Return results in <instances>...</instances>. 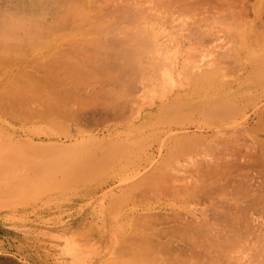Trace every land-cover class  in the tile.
<instances>
[{
    "label": "rangeland",
    "instance_id": "1",
    "mask_svg": "<svg viewBox=\"0 0 264 264\" xmlns=\"http://www.w3.org/2000/svg\"><path fill=\"white\" fill-rule=\"evenodd\" d=\"M92 1H93V3L91 2V6L95 5L96 2L97 3L100 2V0L99 1L98 0H92ZM102 1L103 0H101V2ZM129 1L128 0H110V1L108 0V2L105 1L108 4L110 2H112L111 3L112 5L110 4L109 6L112 7V8L111 7L110 8L113 9V11H116L114 9V7L123 11V12H120V14H119V11L117 10L118 11L117 15H116V12L114 13L113 11L111 13H114V14L111 15V13H109L110 10L109 11L106 10V7L108 6L106 3H104L105 5L103 4V7L102 6H101V8L99 7L100 10L98 12L100 13V17L102 16V18H99L98 15L95 14L96 11L93 10V12H95V13H92V14L97 15L96 17H98L100 19V21L102 19V21H103L102 23L98 22V24H97L96 19H98V18H95L93 15H92V17H90V18H95V20H94V21H96L95 24H97L98 26L101 25L102 28L103 27L106 28V29L103 28L104 30L108 29L107 31L101 32V35H102V33H105V32L107 34V33H112V31L115 32L117 30L120 32V33L115 32L116 34H118V36H116V34L114 35L115 36L114 39L116 40V42L112 41L114 44V45L112 44L113 46L118 45L116 37H118V38L121 37L120 38L121 41H122V38L125 37L123 35L124 33H122L125 31L121 32V29H123V27L120 28L121 27L120 23H123L124 25L126 24L124 26V28L129 26V30H128V28H127V30L125 29L126 31H129V32H131V30L133 32L132 28H135L137 26V24H140L141 25L140 30H143L144 32L147 30V27H150V28H148V30H153V31L157 30L155 32L154 36L155 37L157 35L159 36V39L155 38L156 40L158 39L157 41H159V40L161 41V44L158 43V45L159 44H160V46L162 45L161 46L162 49H164L166 46L167 54H172V56H169V55L168 56L173 60L169 59V57L165 53V55L168 57V60L166 62L167 65H168V61L171 60V61H173L172 63L176 66L177 69L184 66V67H186V69L188 68V70H189L190 67H193L190 65V64H192V65L197 66L196 67L197 69L195 67H193L196 69V72L197 71L201 72V69H202V71L204 69L203 72H205V71L210 70L208 68L211 67L212 64H213V66L214 65L218 66V65H220V63L222 65V62H224L223 65L220 66V68H222L221 69L222 72L219 70L221 72V74L223 73L224 76L219 73L222 77V78H220V75L218 74L219 71H217V69H215V66H214V69L217 71V74H215V75L212 74L213 76L211 75V78H213V79L209 78L206 80L207 82L204 81L206 84H203L204 82H201L199 84L197 83L198 86H196V84L193 83L194 82L193 78L189 77L191 80H193V81H191L189 78H187V77H185V75H183L184 73L181 72L182 70H184L183 68H181L182 70L181 69L179 70V73H180L179 74V73H177L178 71H176L177 69H175V66H174V68L172 67V70L175 69L174 72H172V70L171 71L169 70L170 71L169 74L171 73L170 76L173 74L172 79H170L169 81L176 79L178 77L176 79L177 80L176 83L171 81V83L173 82L171 85L175 84L174 85L175 87L171 86L172 87L171 88L169 85V81H168L166 86L164 87V89H161L159 86V83H158V79L156 78L154 80V78L157 77V75H158V74H156L157 72L152 71L153 69L151 68V71L154 73V76L156 74V76L154 77L152 75L153 73L150 72V69H149L150 66L148 68H146V66L148 64L152 65V63H153L152 60L149 59V60H146V62L148 61L147 63L142 64V66L143 65L145 66L147 64L145 66L146 70L144 68H142V69H144V71L147 72V70L149 69V71L147 73H145L144 79H141L142 78L141 76H143V75L137 76V74H136V76H135V78L141 77L140 79L144 81V83H143V81L138 80L139 78L137 79L139 83L137 82L138 86H137V88L135 86V88L139 92L136 91L134 88H132V87H134V83L136 84L135 81H132L133 86L129 87L132 84L131 80L134 79L133 75L135 73L134 74L132 72L130 73L131 74L130 80L124 78V81L121 82V84L122 83L127 84L128 83L127 80L130 81V83H128L129 86L127 85L129 87L128 89H134V91L129 90V93L131 92V95H130L129 93L127 94V92L124 93L126 91L125 90L126 87H124L123 85H122L123 86V92H121L122 90L118 91L119 87L118 88L113 87L114 85L108 86V84H107L109 82V81H107V77L109 78L110 76H112V77L114 76V75H110V74L107 75V73L114 71V69L116 68V66H115L116 61L114 59H112L113 56L110 55L111 54L110 52L109 53L107 52V53L111 57L110 56L108 57V55L106 54L108 57L107 58L105 56V53H106L105 50L106 49L104 48L105 49L104 51L102 50L103 47L100 49V51L102 50L103 52H105V53L101 52L102 53L101 55L105 56V57H103V59L98 55V57H100L99 61L101 62V64L98 63L99 61H98L96 56L91 57V59H90V56L87 57L88 52L90 51V54L92 55V53L94 54V51H95L92 48L93 47H94V49L96 48V46H93L91 48L90 43H92V41L87 40V38L92 37L91 35L94 32L98 35L100 34V33H98V31L92 30L93 31V33H92V31L90 32L91 29L89 30L90 26L94 27V25H93L94 21L92 23L87 22L86 25L85 24L80 25L81 28H79V26L77 25L78 28L76 30L72 29L73 27H76V25H75L76 23H74L72 28H69L65 31H64V29H62L64 32L61 31L60 34H58L59 33L58 30L63 25L60 24L61 25L60 27H59V25L56 26V28H58V30L55 31V33L52 34V31H54V30H52L51 33L48 32V33L42 35L45 39H47V38L52 39V40H50L51 43L49 42V40L45 41V39L44 40L42 39L45 42H43L41 40L42 43L40 41V43H38L39 44L38 45L36 43V42H38L37 41L38 37L35 40L36 42L34 41V43H33V40L29 41V42H27V40H26V42L21 41L20 43L18 42L19 44L17 43L16 40L12 41L16 47L20 48L19 46H21V47H23V50L25 48V50H29V52L26 51V53H25V51L24 52L21 51L22 48H20L21 50L18 49L19 51H21L23 53V56H22L21 52L19 53V51L17 49H13V50H17V52L13 51V50H12V52L10 51L8 53V56H7V61L6 60H4V61L2 60V62L0 61L1 62L0 63V148H1L0 154L5 155V156H6V154L8 156H14L15 154H17L19 152V154L21 156L28 157V161L22 162L23 164L20 163L21 166H20V164H11V165L8 164L9 166L8 165H6V166L2 165V168L4 166V170L0 166V169H1V171H0L1 172L0 173V264H156V263L157 264H165V263L168 264L171 261H173V264H174V261L178 260L179 256H180V259L184 258V257H185L184 259H186V261L184 259H182L184 262L176 261L179 264H181V263H183V264H188V263L193 264L194 263L195 264L196 262L203 264L205 262V259H207L206 256L209 255V254L207 255V253H210L214 256L215 259L212 260L211 259L212 256L209 259H211V261L216 260V264H232V263L233 264H239V263L240 264H264V253H262V252H264V249H263L264 248V186H263L264 185V183H263L264 182L263 181L264 180V176H263L264 175V159H263L264 158V74L262 73V70L264 69V62H262V63L260 62L259 64H261V65L259 67V66H257V64L255 65V61H256L255 59L256 58L253 59V57H252V53L256 51V50L253 51V47L256 48V44L259 43V47H262V46L264 47V44L263 45L261 44V43H264V40L262 42H260V40H262L264 38L263 37L264 36V0H200V1L198 0V2L195 0H192L196 3L195 5H193V7H192L193 3L190 5L191 0L189 1V4H188V2H187V4H185L186 0L185 1L179 0L180 2L175 0V3L177 1V3L182 4V5H178L176 3L178 7L183 6L179 9L177 6H175L176 4L174 5V2H173V5H171L169 2V5L171 7L169 5H167V8L169 6V9H165V6L162 7V5H161V3H164V2H161V0L154 2L155 0H153L156 8L151 7L150 8L151 10L147 9V8H149L147 5H149V3L152 2L151 0L148 3L145 2L146 0H135L137 5L134 4V0H133L132 4L130 3L132 0L130 2ZM147 1H149V0H147ZM162 1H164V0H162ZM168 1L169 0H167L166 4L168 3ZM182 1H184L185 3L184 2L182 3ZM171 2H172V0H171ZM156 3H158L162 8L160 6L158 7V5ZM98 4H100V3H98ZM89 5H90V3L88 4V6ZM97 5H95V6H97ZM133 5H134V8L136 7L137 9H140V10L138 11L136 8H135L136 10L134 8H132ZM104 6H106V7H104ZM149 6H151V4ZM174 6H175V8H174ZM87 8H89V7H87ZM110 8H108V9H110ZM152 8H153V10H152ZM163 8L167 12L164 11ZM92 9L93 8L91 7L90 10L92 11ZM176 9L178 10V12ZM90 10H88V11H90ZM162 10L164 12H162ZM155 11L156 12L159 11V12H157V14L159 13L160 15H155L156 14ZM170 12L171 13L174 12V13L171 14ZM138 13H141V14L138 15ZM164 13H165V15H164ZM175 13H176V15H175ZM121 14H122V16H121ZM127 14H130V16H132L133 14H137V21H139V22L137 23L134 21L133 23L130 24L127 20ZM88 15H85V16L83 15V17H86ZM103 15H105L107 20L104 19ZM152 15H154V18ZM119 16H121V17H119ZM139 16H141V17H139ZM149 16H151V17H149ZM156 16L159 20L156 18ZM167 16L170 18H168ZM159 17H161V19ZM162 17H164V18H162ZM166 17H167V19H166ZM121 18L123 20H126V21H123ZM150 18H151V21L148 20ZM240 18H242V19H240ZM162 19H164L165 21ZM78 20H75V21H78ZM81 20L83 23V19H81ZM81 20H80V22H81ZM92 20L93 19H91L90 21H92ZM157 20L159 21V23ZM200 20H201V22H200ZM231 20H233L232 23H234V24H236L238 22L237 25L232 24L230 22ZM84 21H85V19H84ZM87 21H89V20H87ZM104 21H106V22H104ZM121 21H123V22H121ZM148 21H150L151 24L154 22V25L152 24V26H154L155 28L152 26H149V24H147V23H149ZM135 23H137L136 26L134 25ZM167 23H168V25H167ZM206 23H209V24L207 25ZM210 23H212V24H210ZM243 23L245 25H243ZM146 24H147V26H146ZM231 24L234 26V28H233V26H231ZM97 25H95V26H97ZM133 25L135 27H132ZM210 25H212V26H210ZM242 25H243V27H242ZM65 26L67 28V26H69V25L68 24L64 25V28H65ZM82 26L84 28V30H83L84 33H81L82 32ZM159 26H161V27H159ZM101 27H99V28H101ZM190 27H192L191 28L192 30L190 29ZM199 27H201L202 29ZM97 28L98 27H96L95 29L98 30L99 28L98 29ZM102 28L99 30H102ZM109 28H111V30H109ZM151 28H153V29H151ZM203 28L205 29L204 30L205 32L203 31ZM207 28L209 30H207ZM232 28H233V30L235 29L236 31L239 29L238 31H242L243 34L241 32L237 31V32H234V35L232 36ZM53 29H55V28H53ZM137 29H139V26L137 27ZM60 30H61V28H60ZM73 30H75V32H73ZM78 30H81V31L79 32ZM195 30L197 32H195ZM199 31H200V34L198 35ZM158 32L160 35L157 34ZM201 32H202V34H201ZM78 33H81V35L83 34V37L81 35L78 36ZM151 33H154V32H151ZM151 33H150V36L152 35ZM49 34L50 35L52 34V35L49 36ZM74 34L76 37L74 36ZM96 34H95V36L93 35L94 36L93 40L95 39V41H96ZM241 34H242V36H240ZM98 35H97V37H100V39L105 38V36L101 37V35H99V36ZM174 35H175V37H174ZM42 36H39V37H42ZM53 36H56V37L54 38ZM77 36H78V38H77ZM70 37H71V39L74 38V40H73L74 42H75V38L78 40L80 37L81 40L79 39L78 43L86 51L88 49L87 53L85 54L86 51L84 49L80 50V48L78 49L77 46H75V45H73L75 50H73V48L71 50V48L68 47L69 44L66 46L65 44H67V43H65V40H71ZM160 37H162V38H160ZM232 37L238 41L237 42L238 44L236 45V47L239 46L237 49L239 51H238V53H236L235 58H237V54H238V57L240 59L237 58L236 60L238 63L242 62L241 64L240 63L235 64L236 60L234 59V61H235L234 62L233 59L230 58L231 54L229 57H225V58L223 57L224 55L228 54V53L225 54L226 51L227 52L230 51L231 44L232 45H233V43L236 44L235 40L231 39ZM82 38L86 39V40H84L83 43L80 42V41H82ZM176 38H177V40H176ZM104 40H106V39H104ZM231 40H233V42ZM177 42H178V44H177ZM63 43H65V44L62 45ZM120 43H121V46L124 45V44H122V42H120ZM252 43H253V45L255 44V46H253ZM23 44H26V46L24 47ZM72 44H70V47H72L71 46ZM49 45H50V47H49ZM54 45H56L55 49H54ZM91 45H93V43ZM243 45L245 47H243ZM250 45L253 46L251 48V50H249L251 47ZM51 46H53V47H51ZM58 46H60V50H58L59 49ZM121 46H119V47H121ZM64 47L65 48L68 47L70 50H68V48L66 50L68 52L70 51L71 54L74 53L73 51H78V50H79L78 51L79 53L77 52L78 54L82 53L81 56L79 55L81 57V60L79 58L77 59L73 55L72 56L78 60L77 62H79V63L82 62L81 63V65H82L81 69H83L82 70L83 73L85 71L87 73L90 72L89 68H91L92 66L94 67V65L95 66L100 65V66H96L97 69L95 67H94L95 69L93 67L91 68L92 71L94 70L93 71L94 74H92V75L95 76V78H94L95 80L93 79V77L90 76V77H88L87 80L89 81L92 78L90 80L91 83H89L90 82L89 81L86 84L84 81H86L85 79L87 77H85L84 81L81 80V83L84 82L86 85L84 86V85H82L83 84L82 83L79 86L78 81H80V80H78L77 81L78 86H77V84H75L76 80L72 79V81L75 80L74 85H73V82L70 83L71 81H69V79L71 80V78H69V77L71 76L73 78V76L75 74L70 69H69V71H71L73 73V76H72V74L70 75L69 74L70 72H68V70L66 71V69H65L64 70L65 72H62L63 74L60 75L62 78L60 76H59L60 78L56 77L59 74L58 72H60L61 68L64 69V67L61 66V62H62L61 60L64 58V56L62 58V54H63L62 51L65 50ZM106 47H110V45H108ZM119 47H118V49H120ZM161 47H159L160 50H161ZM168 47H170V48H168ZM259 47L256 48L257 50H259V53H256V52L254 53V55L258 54L257 58L259 55L264 56V49L259 48ZM61 48H64V50H62ZM113 48H117V47H113ZM232 48L234 49L233 46H232ZM76 49H78V50H76ZM97 49L98 48H96V51L99 50V49L98 50ZM181 49H182V51H181ZM221 49L223 51H221ZM92 50H93V52H92ZM114 50H116V49H114ZM176 50H177V52L175 53ZM246 50H248V51H246ZM262 50H263V52H262ZM107 51H109V48L107 49ZM54 52L58 53V54H56L57 56L55 55ZM170 52H172V53H170ZM178 52H180V53H178ZM220 52L223 54H221ZM230 52L232 53V51H230ZM235 52H237V51H235ZM18 53H19V55H21V57L18 55ZM24 53H25V55H24ZM77 53H75V55ZM162 53H163V51H162ZM218 53L220 55H222V57H220V55ZM51 54L55 55L54 60L55 59L57 61L60 60V63L55 60V64H51L52 65L51 66L49 64L51 62V60H49V59L52 58ZM64 54H67V53H64ZM249 54H250V56L247 57L246 55H249ZM160 55H161V53H160ZM192 55H194V56H192ZM233 55H235V54H232V57H233ZM79 56L77 55V57H79ZM149 56H148L149 58H152L153 55L150 54ZM175 56L178 58V60L175 59ZM56 57H58V58H56ZM94 57H96L97 60L93 59ZM155 57H158V60H161L165 56L163 54V57L162 56H161L162 58L160 57L161 59L159 58V56H155ZM250 57L253 60V65L257 66L256 69L254 68V66L251 63L252 60H249L251 64H248V60H246V59H250ZM88 58H89V60H88ZM145 58H146V54H145V57L143 56L142 59H145ZM214 58H215V61L212 62V60ZM216 58H218V59L216 60ZM146 59H148V58H146ZM184 59L187 62L184 61ZM91 60H92V62H91ZM165 60H166V58H165ZM188 60H190L191 63ZM52 61H53V58H52ZM143 61L145 62V60H142V63H143ZM171 61L169 63L170 65H172ZM181 61H182V63L184 62L185 64L184 63H183L184 65L181 64ZM193 61H194V64H193ZM210 61H211V63H209ZM217 61L219 62V64L215 63ZM232 61L234 63H232ZM93 62H94V64H93ZM197 62L198 63L200 62V63L197 64ZM36 63H38V65H39L38 68L41 70V72L38 70V68L37 69H34L35 67L32 68V66H34ZM47 63H48V66L47 67L44 66ZM56 63L59 66H61L60 68L57 69V71L59 70L58 72L56 71V72H54V74H48L51 71L47 72V73H43V70H44L43 68H45V67L48 68L49 65L51 67L48 68V71L50 70V68H51V70L54 69V67L57 68ZM89 63H91V67H90ZM101 65H103L102 67L106 66V69L111 68L112 70L110 69L109 70L110 72H109L105 68H101ZM237 65L238 66L241 65V66L238 67ZM35 66H37V64ZM107 66L109 68H107ZM199 66H201V67H199ZM250 66H251V68H254V69L252 70L250 68ZM85 67H86V69H84ZM168 67H169V65H168ZM65 68H67V67H65ZM98 68H100V69H98ZM193 68H190L191 72H189V73L191 75L189 73L186 74L187 73L186 71H188V70L184 71L185 74L193 76L192 75V69ZM212 69L213 68H211V70ZM194 70H193V72H195ZM46 71H47V69H45V72ZM97 71H98V74H100V75L96 74ZM115 71L116 72H114V74L118 75L117 69H115ZM259 71H261L262 74L261 73L258 74ZM66 72H68V74H64ZM200 72H198V73H200ZM19 73L22 75L21 76L17 75ZM81 73L79 74V72H78L77 74L79 76H81L82 75ZM139 73H142V72H139ZM175 73L178 75H175ZM214 73H215V71H214ZM77 74L75 76H77ZM95 74L98 76H96ZM33 75H34V77L37 76L36 79L37 78L40 79V80L37 79L38 81H42V83H39V85H35L36 90L33 92V95L36 96V97L33 96L35 99L32 98L33 99L32 101H30L31 99L30 100H24V98H26V97L28 98V97L32 96L31 92H30V96L28 95L22 99L18 98L16 95H13L14 92H16L17 90L16 89L13 90L12 86L15 85L16 83H20V82L24 83V81L27 85H30L32 82H34L36 80L33 77ZM50 75H52L53 79H51L52 77ZM46 76L48 79L50 78L49 81L51 80V82L55 79L54 78V76H55L62 83L55 79L56 81L54 80V82H52L53 86H54L53 87L52 84H49L51 82H49L48 79H45L46 81L44 80V78ZM86 76H88V75H86ZM146 76H147V79H145ZM148 76H150V77H148ZM174 76H177V77H174ZM112 77L110 79L113 80L115 77L114 80L116 82H120V81L116 80V76H114L113 78ZM151 77L152 78L154 77L153 81H152ZM189 80L192 82L190 84H193L195 86L194 88L193 87L191 88V85L189 84ZM210 80L212 83L214 82L213 85L210 82ZM106 81H107V83H106ZM187 81H188V83H187ZM116 82H114V84H117L116 86H119L118 83H116ZM22 83H20V84H22ZM55 83H56V86H55ZM145 83H147V84H145ZM59 84H61L63 87ZM67 85L71 86L69 93L67 90L69 87L64 89V86H67ZM101 85H103V87H107V91H108V89H111V87H113L114 90L111 89V91H114L112 94L113 96L114 95L116 96V94H114L116 91H118V93L121 92V94L124 93L123 95L126 94V96L124 98L121 96V98L119 100L117 98H119L120 96H117V97L114 96V98L112 96V98H111L108 96V93H106L107 92V91H105L106 88H103ZM140 85L142 88L140 87ZM167 85H169V86H167ZM199 85L200 86L203 85V90L196 88V87L200 88ZM204 85L205 86L210 85V86H208L210 89L207 87L208 88V90H207V88ZM47 86L51 87V92L52 93L54 92V94L56 92L54 90H56L57 87L61 86L60 87L61 90H59V88H58L60 93L63 94V92H64L63 90H67V92L65 91V94H63V96H66V93H67V96H68V94L70 95L71 91H72V93L75 92L76 94L75 93H74L75 95L71 94L73 96H71V98H70L71 103H73L74 105H72L69 101V109H70L71 105H72L71 107H73L75 110L78 109V110H76V111H78L77 112L78 114L77 113L76 114L79 116L74 115L76 112L75 110H74V113L71 114V116H73L72 118L70 116L68 117L67 114H65L66 115L65 116V115H63V111H62V113H61V110H60V112H59V110L56 111V109H59V108H56V109L53 108V110H51V111H54V109H55L56 112L54 111V113L52 112L54 115H50L52 113L49 112V110H48L50 105L48 102L49 106H47V102H46L47 100L46 99L48 97L46 98L45 95L51 97L50 95L52 93L50 92L51 94L49 95ZM122 86L120 88H122ZM153 86H154V88L156 87V89H154ZM55 87H56V89H54ZM76 87L78 88V90L76 89L73 92V89H75ZM101 87L103 90L101 89ZM52 88H53V90H52ZM71 88H73V89H71ZM115 88H117L116 91H115ZM167 88L168 89L171 88V89L168 91ZM259 88H261V89H259ZM100 89L105 92V95H104V93L102 94V91ZM193 89H194V91H193ZM196 89H198V90H196ZM59 91L56 92V94H60ZM144 91L147 93H145ZM258 91H260V93ZM252 93H253V95H252ZM101 94L103 97L101 96ZM39 95H41V96H39ZM106 95L110 99H108V97ZM117 95H119V94H117ZM60 96L62 97V95H60ZM127 96H129V97L127 98ZM100 97H102L101 98L102 100L100 99ZM106 97H107V99H106ZM234 97L238 98V99L235 100ZM248 97L250 99H253V97H255L254 98L255 103H254V99H253L252 103L251 102L248 103L250 101V99H248ZM68 98H69V96H68ZM212 98H213V100H212ZM222 98L225 100H223ZM48 99L50 100V98H48ZM70 99H67V98L64 99L65 103H66V100H70ZM206 99H208V101L204 102V100H206ZM231 99L234 102V104L238 102L237 106H239L240 100L243 103H248L245 105L246 108H244V106H243L242 113H241V111H239L240 114L238 116L234 112L235 117H233L232 116L233 114H231L230 112L237 111V110H239L240 107H238V109L236 107L237 110H234L233 108H232L233 109L232 111L229 110L230 112H229V114L228 113L227 114L230 115V117H228L227 114H224L225 119H222L223 116L220 117L223 121L219 118V116H221V115H218V116L214 115V116H216L215 118H217V119L215 120V118L213 117L214 120L211 121V119H212L211 118L210 122L208 121L209 118L207 120L205 117L202 118V115L201 116L199 114L197 115V113H200L197 110L200 111L203 107L202 105L205 106V108L203 107V111L205 114L204 109H206V111H208V108L210 107V103L211 104L212 103L213 104L214 103L219 104L220 102L227 103V101H228L229 104L227 103V105L230 106V102H232V101H230ZM256 99H257V101H256ZM52 100L53 99L51 97L50 103L52 102ZM246 100L247 101L249 100V101L246 102ZM201 101L204 103H200ZM235 101H237V102H235ZM121 102H124L126 107H125V105H123L124 103H122L123 107H122V105H119L122 107V109H121L118 106V104ZM180 102H181V104H182V102L184 103L180 106L178 105V107H179L178 111L183 107L180 110V111H182V112H180L182 114H183V111H185V112L187 111L186 109L188 107H190L189 108L190 111H191V109L192 110L194 109L193 108L194 106L196 108L197 107L201 108V109L197 108L196 113L193 111L194 114L193 113L190 114L188 112L189 111V109H188V111H187L188 113L186 112V115H188V118H186V119L184 118L185 114L184 115L180 114V116L182 115L181 118H184L187 122H188V120L191 119V122L189 121V123L194 122L193 124L187 123L184 119L182 121H181V119H179L181 122L185 121L184 125L182 123L178 124L177 122H179V120L178 121L175 120L176 123L178 124L175 126L176 123L174 122V124H173L171 120H172V117L175 119L177 114H178L177 115V117H178L179 112H177V114H171L172 117L169 114L173 112L172 110L174 108H172V110H167V111H171V112H169V114H167L168 112L165 113L168 106H169L168 109H171L170 107L172 105H176ZM188 102H189V104H188ZM207 102H208V104H206ZM52 103H51V105H52ZM57 103H60V102H57ZM76 103H78V105ZM253 103L255 105H253ZM60 104H62V103H60ZM95 104H97V106ZM162 104L164 107H162V106L160 107V105H162ZM192 104H194V105H192ZM231 104L233 105V103H231ZM116 105L121 110H119V108ZM207 105L209 106L208 108H207ZM222 105H224V104H222ZM78 106L80 107V109L82 107L84 109L82 108V110H80L78 108ZM63 107H65V106H63V104H62V108ZM100 107H102L103 109ZM175 107H177V106H175ZM225 107H226V105H225ZM230 107H232V106H230ZM128 108L131 111L129 110L127 112ZM69 109H68V111H69ZM163 109H165L164 114L167 116L166 118L168 119V117H169L171 120L164 121L165 115L162 116ZM175 109L177 110V108H175ZM118 110H119V112L117 113ZM133 111L134 112L136 111L135 113H138V114L134 113V115H133L132 114ZM203 111L201 113H203ZM47 112H49L48 116H47ZM56 113H57V115H56ZM65 113H67V111ZM69 113H70V111H69ZM116 113H117V115H115ZM120 113H122L124 116ZM42 114H44V115H42ZM80 115L82 118L80 117ZM58 116H60L62 118L63 122H60L61 119H59ZM207 116H208V114H207ZM236 116H237V118H236ZM57 118L59 120V122L57 121V125H59V127L61 126V124H62V126L66 125V127L65 126L62 127L66 130L65 132H63L64 131L63 129H62V131H57V129L60 130L61 127H60V129H59V127L57 129L52 128L51 123L54 126V124H56L55 119L57 120ZM73 118H74V120H73ZM77 118H79V119H77ZM159 118H161V119H159ZM232 118H235V119L232 120ZM52 119H54V121ZM217 120H219V121L215 122V124H212V122L214 123V121H217ZM199 121H200V123H199ZM53 122H55V123H53ZM169 122H171L172 124ZM201 122L203 123V125ZM236 122H238V123H236ZM48 125H49V127L51 126V128H47ZM197 126H199V127H197ZM214 126H216L218 129ZM54 127L56 128V125ZM181 127H183V129ZM184 127H185V129H184ZM178 129H180V130H178ZM173 130H175V132L177 130V132H176L177 134L175 132H172ZM218 130H220V132ZM180 131H182L183 133L182 132L180 133ZM193 131H196L194 133V135H196V136H193L192 134H190L191 136H193L192 140H195L196 137H199V136H197L198 133H201V135L199 134L200 138H204V139L203 140L202 139L199 140L200 138L197 139L198 144H195V145H197V147H194V148H193V145H194L193 142H196V141L191 140L192 141L191 143L193 145L190 143L191 145H188V146H191V148L194 150L189 148L188 152L191 153L190 155H192V156H190L188 153H187V155L190 156L192 159L190 157L189 158L191 160L189 158H183V159L179 158L180 160L177 161L179 164L176 162L179 167L177 166V164L175 165V161H174V163L172 162V167H170V170H171V168L174 169L173 166L175 165L174 167L177 166V168H176L177 172H175L176 171L175 169H174V172H172V170H171L172 175H169V177L171 176L172 177V178L170 177L171 179H173V177H174V179H177L178 181L179 180L181 181L182 179H184L183 183H185V185H187L190 182L191 178H196L199 174L201 176L203 172L206 173L208 171V173H210V170H212V169H214L213 171L218 172V173H214V174L224 175L222 177H225L226 181L229 183L228 184L226 182L227 183L226 186L224 184L225 180H222L223 178L221 176H220L221 179L217 178V179H219V182L215 177L217 175L212 176V177H215L216 183L218 182V184H219V185L216 184L218 186V189H215V191L213 190L214 191L213 193H212V190L211 191L209 190L211 192V195L213 194L212 196L209 195L210 194L209 191H208V193L205 194V189L199 191V193L203 194V197L204 196L206 197V195L208 196V197H206V199L202 198V195H201V197H199L200 196L199 195L198 196L199 198L197 197V195H195V197H190L192 195H190V193L187 194V192L185 193V191H184L185 196L183 197V194H181L182 195L181 196L180 194H177V192H175V187H176V190H179V187H181V182H180V184H178L179 182L175 183V184L180 185L179 187H177L176 185H173L172 181L171 182L169 181L170 185L172 183V185H171L172 188H168L169 184H167L166 186L163 185L164 186L163 187L161 184H158L160 181L157 183L155 182L156 179H158V178H156V176L153 177V175H156L159 171L163 172L164 176H168L165 174V172H167V171L164 172L162 170V168H164V167H162L163 165L160 166L162 161H163L162 164H164L166 161L160 160L161 162L159 164V161L157 158V157H159L158 155L161 152H163L164 150H166V147H169V149L173 148L171 145L176 142V140H175V142H172L175 137L179 138L178 141L176 142L178 144L180 141H182L181 139H185V140L190 139L189 138L190 136L188 137L186 133H185L186 135L184 134V132H188V135H189V133H191ZM217 131L219 132L220 135L218 134ZM172 133H174V134H172ZM222 133H223V135H222ZM140 135H141V137H140ZM215 136H217V137H215ZM130 137H131V139H130ZM136 138H137V141H135ZM138 138L143 139V141L139 140ZM160 138H163L162 139L163 141ZM193 138H195V139H193ZM86 139H87V141L89 140L88 142L90 144L88 142L84 141ZM90 139L92 142H90ZM92 139H94V140H92ZM106 139H108V140H106ZM112 139H113V141L117 140L116 142L114 141L116 144H117V142L119 143V141H120L121 143H119V144H122V145L124 144L125 140H126L125 142L129 141V143L135 142L136 144L134 143L133 145L132 144H129V145H131V147H133V148L135 147L134 148L135 151L137 150L136 148L138 146V148H140V149H138L139 151L137 150L138 152H140L141 150L144 149L143 152H145L146 155L144 157L142 156L141 159L139 157H138V159H136L137 157L136 158L131 157V158H126L127 160H123V159H125L123 157L122 158L119 157V159L117 160L115 157L114 158H112V157L106 158V157L102 156V158H103L102 160L104 161V162H102V165L98 161H97L98 162L97 163L93 160V163L88 164L89 168L82 169L83 166L85 167L87 165H84V163L81 162L80 158L81 157L85 158L86 156H89L90 154H92L94 151H97L96 154L98 153L97 154V156H98L100 153L98 152V149L96 148V146H98L100 144L104 145V143H107L105 145V147H107V146L113 144L112 141L110 142V140H112ZM99 140L101 143L98 142L99 143L98 144L96 142V144H98V145H95L94 142L99 141ZM73 141L74 142L79 141L81 143L77 142V144H76ZM122 141H123V143H122ZM161 141L163 142V144ZM200 141H203L201 143L202 146L200 144ZM35 142H36V145L35 144L32 145V143H35ZM52 142L53 143L57 142V146L59 145L58 142L61 143L62 145H64L65 148H63V149L61 148L62 149L61 151H64V149H66V146L68 149L70 148L71 150H74L72 152V154L66 156L65 158H62L65 163L67 162L66 164L65 163L61 164V162H60L62 160L61 157L59 158L60 159L59 161H55V162H57V164H53L54 163L53 158L55 157V155L50 153V152L48 153L47 156H46V154H44V152L46 150L42 149V147H44L48 143L53 144ZM137 142H140V143H137ZM25 143H27V145L29 144L31 146V147H28L30 149H28V148L23 149L24 148L23 144H25ZM37 143H39V144H37ZM86 143H87V145H84ZM176 143L174 144V146H176ZM119 144H117V145H119ZM126 144H124V145H126ZM203 144H205V145H203ZM17 145H19V146H17ZM82 146H83V148L85 146V148L84 149L81 148ZM18 147L20 148L19 149L20 151L17 150ZM32 147H33V149L31 150ZM76 147L78 149H76ZM103 147H101V148H103ZM127 147H129V149H130V146H127ZM44 148H47V145ZM80 148L82 149V151L84 150L82 153L83 156H82V154H79V151H81V150H79ZM133 148H131V150ZM39 149H42L43 151H41ZM134 149H133V151H134ZM85 150H88V151L86 152ZM89 150H91V152ZM103 150L105 153L106 150L104 148H103ZM190 150H191V152H190ZM21 151L25 152V153H21ZM67 151H69V150H67ZM9 152H11L10 155L8 154ZM40 152H42V153L40 154ZM88 152H90V153H88ZM2 153H4V154H2ZM58 153H60V152H58ZM73 153L76 154V158L73 159V161L75 160L76 164H78L80 162V165L79 164L74 165L75 161L73 162L71 160L72 158L75 157V155ZM104 153L101 150V154L103 155ZM194 154L196 157L194 156ZM53 155H54V157H53ZM92 155H90V156H92ZM79 156H81V157L79 158ZM93 156L96 157L95 154ZM31 157H34V158H31ZM50 157L51 158L53 157V158L51 159ZM56 157H59V156H56ZM152 157H154V158H152ZM104 158L106 159V161H108V158L116 159L117 161L111 160V163L114 162L113 165H109L108 167H105L107 165L106 164L103 165V163H105ZM31 159H33V160L30 161ZM224 159H228V161H229V162H226V163H229V164H226L228 170L225 168L226 167V165L224 163L225 161L223 162L224 166H222L223 165L222 161ZM37 160H38V162H37ZM45 160H46V163H48L49 161H52L51 163L53 165L51 163H48V165H47L45 163ZM56 160H57V158H56ZM102 160H99V161H102ZM119 160H120V162H119ZM234 160H235V162L237 160L236 164H235ZM42 161H44V163ZM70 161H72V164L70 163ZM230 161H231V164H230ZM28 162L30 163V165ZM35 162L37 163V165ZM126 162H128V163L134 162V163L130 168H127L126 170H122L121 165H122V163L125 164ZM81 163L83 164V166L81 165ZM136 163L140 164V166H137ZM246 163H248L249 165ZM260 163L262 165H260ZM27 164H28V166H26ZM156 164H158V165H156ZM166 164H167V167H169L168 164L170 165L171 163H166ZM166 164H164V166ZM181 164H183V165H181ZM240 164H241V166H240ZM23 165H24V167H23ZM38 165L40 167H38ZM73 165L75 167H78V168H79V166L82 167V168L80 167L82 169L81 170L82 174L78 173L80 175L79 180L77 179L78 174H76V173L80 172V171L78 170V168H75ZM229 165H231L232 167H230ZM235 165H236V167H234V169H232L233 166H235ZM238 165L241 167V169L239 167H237ZM246 165H248L249 167L247 166L248 167L247 168ZM258 165H260V166H258ZM204 166H206V167H204ZM207 166H209V167L211 166L210 168H212L214 166L217 169L216 168L210 169L209 167L207 168ZM256 166H258V167H256ZM5 167H6V169H5ZM25 167L27 170H25ZM41 167H42V169H41ZM64 167H66V168L64 169ZM67 167L69 169H67ZM72 167H74L73 169H75V170L77 169L78 171L76 170L77 171L76 173L72 172V171H74V170L70 169ZM102 167H104L105 170L107 168L109 170L105 171L104 169H102ZM9 168H11V171ZM39 169H40V171H39ZM86 169L87 170L88 169L89 170L94 169V170H92V172L90 170V171H88L89 173L88 172L86 173V171H83ZM119 169H120V171H119ZM165 169L168 170V168H166V167L164 168V170ZM235 169H237V170H235ZM36 170H37V172H36ZM70 170H71V172H70ZM135 170L137 171V174H134ZM23 171H24V173H26L25 175H24ZM47 171H48V173H47ZM65 171L70 172V174L68 173L69 176L67 175V173ZM94 171H95V174H94ZM133 171H134V173H133ZM225 171L227 173H225ZM257 171H258V173H257ZM43 172H45V173H43ZM232 172H235V173H232ZM35 173L38 176H36ZM142 173L144 174L145 179L141 178L143 176ZM149 173H151V175ZM163 173H162V177H160L161 179L166 178L163 176ZM167 173H169V172H167ZM228 173H231V174L229 175ZM29 174H31V175H29ZM45 174H47V176H45ZM83 174H86V175L82 176ZM210 174L207 175V173H206L205 175L207 177H209ZM227 174L229 175L230 178H228ZM74 175H75V177H73ZM138 175H139V177H138ZM145 175H148V176H145ZM91 176H93V177H91ZM206 176H205V178L207 179ZM16 177H17V179H16ZM212 177H209V178H211V181L214 180V178H212ZM19 178L21 179L20 181L18 180ZM83 178H85L86 180H84ZM209 178L207 180L208 182H209ZM24 179L27 182H25ZM127 179H129V180H127ZM236 179L238 181L240 180V183ZM246 179H249V182ZM71 180H72V182H71ZM153 180H155V181H153ZM177 180H175V181L177 182ZM197 180L198 181H196L195 184L192 185V187L197 188L199 186V184L201 183L200 182L201 179L199 180V178H198ZM204 180H202V181H204ZM220 180H222L223 183ZM164 181H165V179H164ZM207 181H205V182L208 183ZM211 181H210V183L213 184ZM242 181H244V182L241 183ZM166 182H167V180H166ZM220 183L224 184V186H222V184H220ZM261 183H262V185H261ZM243 184L245 185L244 189H243ZM158 185L159 186L161 185L162 188L158 187ZM205 185H207V184H205ZM205 185H203L204 188L206 187ZM237 185L238 186L242 185L241 187L243 190L247 189V190H245V192L243 191L244 193L241 194V196H240V192L237 191L240 189L239 187H237ZM166 187L168 189H166ZM220 187H222V188H220ZM211 188H212V186H211ZM214 188H216V187H214ZM214 188H212V189H214ZM225 188H227V189H225ZM253 190H255V191H253ZM179 191H181V189ZM234 194H235V196L237 194L240 196V197L236 196L239 202L235 200V202L237 204L240 203L239 206H242L244 203L246 204L249 200H250L249 202L251 203V205L249 204L251 209L245 208L246 210H244V207L242 206V209L246 212V214H244V215L247 216L246 218H248V221L245 220L246 218H243L240 220H242L245 223L247 222L250 224H248V227H244V228H246L245 230L243 227H241V228L238 227L239 229L237 228V230L242 232V234L240 236H238L241 233L240 232L238 234L239 231L235 232L237 234H234V236L236 235L239 237V238H237V240H239V242L237 240H234L236 238V236L233 238V234L231 235V233L233 231L231 229L228 230L227 228H224L227 226V224L230 227L229 221L230 220L232 221V218H234V216L232 217L231 214L235 215L234 212L236 210V207L234 208L235 204H233L232 199H231V197H233ZM186 195H190V196H186ZM227 196H229V197H227ZM27 197H30V198H27ZM200 198L204 201H202ZM234 198H233V201H234ZM225 199H226V201H225ZM219 201H220V203L222 201L227 202L228 213L232 217L231 219L226 218L227 221L229 220L228 221L229 223H227L226 221L223 222V220H221V217L219 219L218 213L220 211L222 212V210H220V208L218 206ZM241 201L244 203H241ZM215 202H217V206L219 208L217 211H216L217 207L215 206L216 205ZM225 202L223 204L226 205ZM209 205H210V207H209ZM246 205H248V204H246ZM220 206H222V205H220ZM206 207H208V209H206ZM209 208H211L213 210V212L214 211L216 212V214L218 215V216L216 215V217H218L217 219H219L220 222L222 221V223H224V224L226 222L227 224L224 226V225H222V223L215 220L216 221L215 224H217L219 222V224L222 225V228L224 229V232H223V229L219 230L218 226H215V224L213 225V222H212V221H214V219H213L211 221L212 224H210V225H208L205 222L209 226L208 230L207 229H205V230H207V231L210 230L213 232L214 228L216 230V227H217V230H219V232L222 233L223 238L225 237L224 238L225 241L219 237L216 239H219L220 240L219 242H221V240H222L223 242L227 243L228 252L230 253V255L226 253V250H225V252L224 251L223 252L225 255H229L230 257L225 256V259L223 258L224 256L222 255L223 254L222 250H224V248H226V247H224L223 249L220 248L221 244H223L222 242L219 245V248H220L222 254H220L218 252L220 250H218L219 249L218 244H217L218 242L216 243V241L214 239L215 238L214 233H213L214 234L213 239H214L215 243L217 244V246H214V247H217V249L215 248L217 251L213 248V245H211V244L206 245V243L204 244V242H203L204 239L202 241L201 236H200V238L196 237L193 240V242L195 244L190 242L193 247L190 246V244L188 242H187L188 243L187 245H189V247L187 245H183V243H182L183 241L178 243L179 241L176 240V241H178V242L175 241L177 244L176 243H173V245L171 244L173 246L172 250H171V248L167 247L169 245L165 246L166 244L163 243V241L165 239H168L165 236L166 232H167V236H168V230H166L164 236H162L163 234L161 231V234H162L161 236L163 238L166 237L163 240L161 238H160L161 239L160 241L156 240V238L159 239L160 234H157V235H159L158 237H154L155 231L158 230V228L163 229L162 227L167 225V224H164V220H165V222L168 221V219H166L167 216L170 217V219H169L170 225L168 224L169 226L173 225L172 223L175 222V216H176V218H178L177 216L179 215L180 218L183 220V222H191L193 224L194 228H196V226L199 225L198 224V219H200L199 215L206 214V215H208L207 217L211 220L212 216L210 218V216L208 214L211 211V209L209 211ZM247 208H249V207H247ZM201 209L205 213L201 212ZM240 210H237V211H240ZM243 210H241V211H243ZM247 210L248 211L250 210V211L247 212ZM193 211H195L196 213L197 212H201V213L200 214L197 213V215H198L197 216L196 213H194ZM150 212L154 213L155 220L160 219L158 222H156V223H159L158 225L157 224L155 225V221L152 218H150V215H148V214H151ZM224 214H225V211H224ZM147 215H148V217H147ZM244 215H243V217H244ZM241 216H242V214H241ZM197 217H199V218H197ZM207 217H205V219ZM216 217L214 216L213 218H216ZM237 217H238V215L236 216L234 221H236ZM147 218L148 219L150 218V219L147 220ZM180 218H179V220H180ZM208 218L206 219L207 221L209 220ZM240 218H242V217H240ZM134 220L135 221L139 220L138 222H140V223L136 222L137 226H133L135 224ZM210 220H209V223H210ZM238 220H239V218H238ZM238 220L236 223L239 222ZM243 222L240 221L242 226L244 225ZM143 223L146 224L143 232H145V233L147 232L149 234H152V236L150 238V240L152 242L150 244H152L153 247L151 245H149L150 248L148 249V252H146L144 254L145 251H143V254H144L143 256L145 258L141 254L142 258L138 259V257H139L138 255H140L139 253H141V252H139L137 249L142 247V246L140 244L141 242L140 243L136 242L138 245H135L134 247H137V248H135V250H137L138 252L136 251L135 253L138 254V255L136 254L138 256L137 259L140 260L141 262L133 263V261H132L130 263L129 261L132 260V257L130 258V256H128L129 253L131 252L129 250V247L131 245L127 246L130 243V240L128 241V237L129 236L132 237V234L134 233V231H135V233L133 235H136V236H137V234L139 235V233H137V232H139L140 230H138V229L136 230V227L141 229L142 228L141 226ZM160 223L162 226H160ZM176 223H178V221H176ZM240 223H238L237 225L241 226ZM200 224H202V223H200ZM168 225H167V229H168ZM202 225H204V224H202ZM233 225H234V227H237V226H235L236 224H233ZM233 225H232V229H233ZM250 225H252V226H250ZM201 226L199 225V227H201ZM208 226H206V228ZM252 227H254V229ZM242 228H243V230H240ZM199 229H201V228H199ZM225 229H227L226 232H225ZM201 230H203V229H201ZM254 230L256 233L254 232ZM230 231H231V233H230ZM143 232H141V234ZM214 232H217V231H214ZM159 233H160V231H159ZM217 236H221V235L218 234ZM242 236H244L245 238ZM131 237H129V239H131ZM204 237L205 236H203V238ZM133 238L134 237H132L131 241L137 237H135L134 239ZM138 238H140V237H138ZM209 238H211V237H209ZM241 238H243V239L240 240ZM213 239L211 238V243H212ZM138 241H140V239H138ZM158 241H159V244H161V243L164 244V246L167 249L166 251L168 252V254H166L165 250H162V248L165 249V247H162L163 244L159 245V248H158V245H157ZM184 241L186 242V240H184ZM235 241L238 242V243L236 242L237 245H236ZM154 243L157 246H155ZM215 243L213 242L212 244H215ZM130 244H132V242ZM124 245L127 246L126 248H128L127 250L129 252H126L127 251L126 248H123V247H125ZM179 245H182L183 247L180 246V247H182V248H180ZM194 245L197 246L198 249L197 248L193 249ZM224 245L226 246V244H224ZM131 247H133V244ZM185 247H186V249H185ZM120 249H122V250H120ZM123 249H125L126 251L123 252L124 251ZM159 249H161L160 252L158 251ZM174 249H177V250H174ZM131 250L135 251L134 248H131ZM182 250L184 251L183 253L185 255L182 253ZM170 251H172V252H170ZM205 252H207V253H205ZM175 253L177 256L179 255L178 257H176L177 259L175 258V256H176ZM169 254H171V255H169ZM203 254H205L206 256L204 255L205 257H203ZM181 255H183V256H181ZM133 258H134V260L136 259V257H134V256H133ZM170 258H172V259L170 260ZM232 260H233V262H232ZM161 261H163V262H161ZM209 261L210 260H208V262ZM176 262H175V264H176ZM210 262H209V264L212 263V262L211 263ZM234 262H237V263H234ZM171 264H172V262H171ZM214 264H215V262H214Z\"/></svg>",
    "mask_w": 264,
    "mask_h": 264
},
{
    "label": "bare ground",
    "instance_id": "2",
    "mask_svg": "<svg viewBox=\"0 0 264 264\" xmlns=\"http://www.w3.org/2000/svg\"><path fill=\"white\" fill-rule=\"evenodd\" d=\"M98 1H99V0H98ZM105 1L108 2V0H103V1H102L103 3H102L101 0H100V2H98V3H100V4H98V3L96 2L95 5L98 4L97 6H95V5L91 6V2L93 3L92 0H0V61H1V62H2V60H3V61H4V60L7 61L8 53H9L10 51L12 52L13 49H17V50L19 49V50H21L20 48H22V50H21L22 52H24V51H25V53H26V51L29 52V50H25V48H24V50H23V47H21V46H19L20 48L16 47V46L13 44L12 41H15V40H16L17 43H18V42L20 43L21 41H25V42H26V40H27V42H29V41H32V40H33V43H34V41H35V40L37 39V37H38V39H37L38 42L35 41V42L38 44V43H40V41H41L42 39H43V40L45 39V38L42 36L43 34H46V33H48V32L51 33L52 30H54V31H52V34L55 33V31L58 30V28H56V26L59 25V27H60V26H61L60 24H62L63 26L60 27L61 30H60V28H59V30H58L59 33H58V34H60L61 31H63L62 29H64V31H65V30H67V29H69V28H72L74 23H76V24H75L76 27H73L72 29H75V30H76V29L78 28V26H79V28H81L80 25H82V24H85V25H86L87 22H88V23H89V22L92 23V22L95 20V18H98V17H99V18H102V16L100 17V13H99L98 11L100 10L99 7H100V8H101V6L103 7V4L106 3ZM109 1H110V0H109ZM128 1H129V0H128ZM130 1H131V0H130ZM130 1H129V2H130ZM151 1H152V2H150V0H149V1H147V0L145 1L146 3L150 2L149 5L151 4V6L147 5V6L149 7V8H147L148 10H149L151 7H155V3H154V2H157L158 0H155L154 2H153V0H151ZM177 1L180 2L181 0H180V1L177 0ZM177 1H176V3H177ZM184 1H185V0H184ZM184 1H182V3H183ZM189 1H190V0H186V3H185V2H184V3L187 4V2H188V4H189ZM195 1L198 2V0H195ZM199 1H200V0H199ZM159 2H160V1H159ZM159 2H158V3H159ZM161 2H164V3L166 4L167 0H164V1L161 0ZM169 2H170L171 5H173V2H174V5L176 4V3H175V0H172V2H171V0H169L168 3H167L166 5H165L164 3H161L162 7L165 6V9H169V6H170V5H169ZM190 2H191L190 5L193 3V4H192V7H193V5L196 4V3H195L194 1H192V0H191ZM89 3H90V5L88 6ZM111 3H112V2H110L109 4L106 3V4L108 5L107 7L104 6V7H106V10H108V11L110 10L109 13H111V12L113 11V9H111L112 7L109 6ZM130 3L132 4V3H133V0H132ZM152 3H153V4H152ZM158 3H156V4H157L158 7H159L160 5H159ZM134 4H136V1H135V0H134ZM177 4H178V5H182L181 3H177ZM177 4H176L175 6H177ZM104 5H105V4H104ZM111 5H112V4H111ZM136 5H137V4H136ZM136 5H135V6H136ZM153 5H154V6H153ZM167 5H169L168 8H167ZM94 6H95V7H94ZM113 6H114V5H113ZM147 6H146V7H147ZM175 6H174V8H175ZM87 7H89L90 9H91V7H92V8H93L92 11H91L89 8H87ZM96 7H97V8H96ZM110 7H111V8H110ZM160 7H161V6H160ZM162 7H161V8H162ZM170 7H171V6H170ZM177 7H178V6H177ZM181 7H183V6L178 7V9L181 8ZM108 8H110V9H108ZM132 8H134V5L132 6ZM135 8H136V7H135ZM135 8H134V9H135ZM155 8H156V7H155ZM190 8H191V7H190ZM97 9H98V10H97ZM114 9H115L116 11H113V12H114V13L116 12V15H117V12H118V11H119V14H120V12H123V11H121V10L115 8V7H114ZM136 9H137V8H136ZM136 9H135V10H136ZM165 9L163 8L164 11H166ZM88 10H90L91 12L88 11ZM93 10H95L96 13L93 12ZM117 10H118V11H117ZM137 10L139 11L140 9H137ZM150 10H151V9H150ZM152 10H153V8H152ZM154 10H155V9H154ZM156 10H157V9H156ZM163 10H162V12H164ZM176 10H177V9H176ZM86 11H87L88 13H87ZM108 11H107V12H108ZM138 11H137V12H138ZM180 11H181V10H180ZM180 11H179V12H180ZM155 12H156V11H155ZM157 12H159V11H157ZM157 12H156L155 15H160L159 13L157 14ZM166 12H167V11H166ZM174 12H175V11H174ZM174 12H172V13L170 12V13L173 14ZM177 12H178V10H177ZM181 12H182V11H181ZM184 12H185V11H184ZM92 13L97 14L98 17H96L97 15H95V14L93 15ZM114 13H111V15L114 14ZM149 13H150V12H149ZM152 13H153V12H152ZM182 13H183V12H182ZM88 14H89V15H88ZM140 14H141V13H138V15H140ZM83 15H84V16H85V15H88L89 17L86 16V17H87V18H86V17H83ZM92 15H93L95 18H90V17H92ZM150 15H151V14H150ZM161 15H162V14H161ZM164 15H165V13H164ZM164 15H163V16H164ZM175 15H176V13H175ZM103 16H104V19L107 20L106 17H105V15H103ZM121 16H122V14H121ZM121 16H119V17H121ZM152 16H153V18H154V15H152ZM139 17H141V16H139ZM149 17H151V16H149ZM167 17H168V16H167ZM167 17H166V19H167ZM173 17H174V16H173ZM89 18H90V19H89ZM99 18L96 19L97 22H96V21L93 22L94 27L92 26V27H93V28H92V27L90 26L89 30L91 29L90 32H91L92 30H93V31H94V30H95V31H98V33H100L99 35H101V32L107 31L108 29H107V30H104V29H106V28L103 27V28H104V29H103V28L101 27L100 24H99L100 26L97 25L98 22H99V23H100V22H101V23L103 22L102 19H101V21H100ZM156 18H157V16H156ZM156 18H155V19H156ZM159 18L161 19V17H159ZM162 18H164V17H162ZM168 18H170V17H168ZM178 18H179V17H178ZM78 19H79V20H78ZM81 19H83V23H82V20H81ZM84 19H85V21H84ZM91 19H93V20L90 21ZM104 19H103V20H104ZM121 19H122V18H121ZM157 19H158V18H157ZM173 19H174V18H173ZM220 19H221V18H220ZM240 19H242V18H240ZM73 20H74V21H73ZM75 20H78V21H75ZM80 20H81V22H80ZM87 20H89V21H87ZM98 20H99V21H98ZM122 20H123V19H122ZM127 20H128V22H129L130 24L133 23L134 21L137 22V23L139 22V21H137V14H133L132 16H130V14H127ZM148 20L151 21V18L148 19ZM158 20H159V19H158ZM158 20H157V21H158ZM162 20H164V19H162ZM171 20H172V19H171ZM194 20H195V19H194ZM123 21H126V20H123ZM123 21H121V22H123ZM150 21H148L149 23H147V24H149V26H152V24L154 25V22L151 24ZM164 21H165V20H164ZM174 21H175V20H174ZM212 21H213V20H212ZM239 21H240V20H239ZM68 22H69V23H68ZM71 22H72V23H71ZM77 22H78V23H77ZM95 22H96L97 24H95ZM104 22H106V21H104ZM146 22H147V21H146ZM169 22H170V21H169ZM171 22H172V21H171ZM196 22H197V21H196ZM200 22H201V20H200ZM226 22H227V21H226ZM230 22L232 23L233 20H231ZM70 23H71L72 25H71ZM80 23H81V24H80ZM137 23H135L134 25L136 26ZM158 23H159V21H158ZM235 23H236V22H235ZM237 23H238V22H237ZM237 23H236V24L232 23V24L237 25ZM67 24H68L69 26H70V25H71V26H70V27L67 26V28H66V26H65V28H66V29H65V28H64V25H67ZM147 24H146V26H147ZM161 24H162V23H161ZM171 24H172V23H171ZM198 24H199V23H198ZM206 24L208 25L209 23H206ZM210 24H212V23H210ZM228 24H229V23H228ZM232 24H231V26H233ZM75 25H74V26H75ZM77 25H78V26H77ZM95 25H97V26H95ZM125 25H126V24H125ZM125 25H124L123 23H120V26H121L120 28L123 27V29H124V30L121 29V32H122V31H125V32H122V33H124L123 35H124L125 37L122 38V41L120 40L121 37H120V38L116 37V39H117V44H118L117 46H113V45H114L113 42H116V40L114 39V37H115L114 35L116 34L115 32H119L118 30L115 31V32L112 31V33H107V34H106V32H105V33H102V35H103V34H104V35H103V36L101 35V37H104V36H105V38H103V39H100V37H97L98 34H96V33L94 32V33L96 34V41H95V39L93 40L95 34H94L93 31H92V33H93V34L91 33V34H92V35H91L92 37L87 38V40L92 41L93 45H91L92 43H90L91 48H92L93 46H96V48H98L99 50L97 49L98 51H96V48L94 49V47H93L92 49L95 50V51H94V54L92 53L93 50H92V52H91L92 55L90 54V51H89L88 54H87V55H88L87 57L90 56V59H91V57L96 56L97 59H98V61H99V58H100V57L103 59V57H105V56L107 57V55H108L109 52L111 53L110 55L113 56L112 59H114V60L116 61V63H115L116 68H115V69H117V73H118V75H115V74H114V72H116L115 69H114V71H111V72H110L109 70H110L111 68H109L108 66H107V68H109V69H106V66L102 67L103 65H101V68H105L106 70H108V71L110 72V73H107V72H108V71H107V72H106L107 75H108V74H110V75H114V76H116V80H117V81H120V82H116V81L114 80V79H115L114 76H113V77H114V79H113L114 81H113L112 79H110L112 76H110L109 78L107 77V81H109L108 83H107V81H106V83L108 84V86H109V85H110V86H113V85H114L113 87H117V88L119 87V88H118V91L122 90L121 92H123V86L126 87V89H125L126 91H125L124 93L127 92V94H128V93H129V90L134 91V89H135L136 91H138V90L136 89L137 86H138L137 84L139 83L138 80H139V81H143V80H141V79H144L145 73H147V72L149 71V69H150V72H152V71H154V72L156 71V72H157V73H156V74H158L157 77H155L156 74H155V76H154V73L152 72V73H153L152 75L155 77V78H154V77H153V78H154V80L157 78V79H158V83H159L160 88H161V89H164V87L166 86L167 82H168L170 79H172V75H173V74H172V75L170 76L171 73L169 74V72L172 70V67L174 68V66H175V65L172 63L173 61H171V60H173V59H171V58L169 57V56H172V54H167L166 46H165V45H164L165 48L163 47L164 49H162V47H161L162 45L160 46L161 41H160V40L157 41V40L159 39V36H158V35H157L158 37H157V36H156V37L154 36V34H155V32H156L157 30H156V31L148 30V28H150V27H147V30L145 29L147 32H146V31L144 32L143 30H140V29H141V28H140L141 25H140V24H137L136 27H135L134 25L132 26V27H135L136 29H135V28H132V29H133V32H132V30H131V32H129V31H126L127 28H128V30H129V26L126 27V28H124ZM144 25H145V24H144ZM158 25H159V24H158ZM164 25H165V24H164ZM167 25H168V23H167ZM204 25H205V24H204ZM243 25H245V24L243 23ZM243 25H242V27H243ZM138 26H139V29H137ZM202 26H203V25H202ZM210 26H212V25H210ZM96 27H98V28L101 27L102 30H99V29H101V28H99V29L97 28L98 30H96V29H95ZM152 27H154V26H152ZM159 27H161V26H159ZM193 27H194V26H193ZM238 27H239V26H238ZM53 28H55V29H53ZM144 28H145V27H144ZM154 28H155V27H154ZM191 28H192V27H190V29H191ZM197 28H198V27H197ZM199 28H201V27H199ZM210 28H211V27H210ZM233 28H234V26H233ZM233 28H232V36L234 35V32H237V31L239 30V29H238V30L236 31V30L234 29V30H235V31H234ZM125 29H126V30H125ZM142 29H143V28H142ZM151 29H153V28H151ZM157 29H158V28H157ZM201 29H202V28H201ZM75 30H73V32H75ZM83 30H84V28H83V26H82V32H81V33H84ZM109 30H111V28H109ZM191 30H192V29H191ZM197 30H198V29H197ZM199 30H200V29H199ZM204 30H205V29L203 28V31H204ZM207 30H209V29L207 28ZM230 30H231V29H230ZM240 30H241V29H240ZM64 31H63V32H64ZM78 31L80 32L81 30H78ZM78 31H77V32H78ZM99 31H100V32H99ZM77 32H76V33H77ZM151 32H154V33H151ZM160 32H161V31H160ZM191 32H192V31H191ZM193 32H194V31H193ZM195 32H197V31L195 30ZM204 32H205V31H204ZM238 32H241V33L243 34L242 31H238ZM247 32H248V31H247ZM81 33H78V36L81 35ZM119 33H120V32H119ZM150 33L152 34L151 36H150ZM52 34H51V35H52ZM108 34H109V35H108ZM112 34H113V35H112ZM157 34H159V32H158ZM170 34H171V33H170ZM176 34H177V33H176ZM199 34H200V31H199L198 35H199ZM201 34H202V32H201ZM238 34H239V33H238ZM242 34H241L240 36H242ZM51 35L49 34V36H51ZM93 35H94V36H93ZM99 35H98V36H99ZM123 35H122V36H123ZM159 35H160V34H159ZM39 36H42V37H39ZM74 36H75V34H74ZM78 36H77V38H78ZM81 36L83 37V34H82ZM107 36H108L109 38H108ZM116 36H118V34H116ZM168 36H169V35H168ZM262 36H263V35H262ZM45 37H46V36H45ZM53 37L55 38L56 36H53ZM71 37H72V36H71ZM71 37H70V39H71ZM75 37H76V36H75ZM169 37H170V36H169ZM174 37H175V35H174ZM263 37H264V36H263ZM40 38H41V39H40ZM51 38H52V37H51ZM98 38H99V39H98ZM111 38H112V39H111ZM155 38H158V39L156 40ZM160 38H162V37H160ZM79 39H80V37H79ZM79 39H78V40H79ZM104 39H106V40H104ZM231 39L235 40L233 37H232ZM43 40H42V41H43ZM46 40H47V41L49 40V42L51 43L50 40H52V39H48V38H47V39H45V41H46ZM71 40H72V41H71ZM71 40H65V43H67V44L63 43L62 45L65 44V45L67 46V45L69 44L68 47L71 48V50H72V48H73V50H75L74 47H73V45L77 46L78 49L80 48V50H81V49H82V50L84 49V48L78 43L79 41H78L76 38H75V42L73 41L74 38H72ZM80 40H81V39H80ZM84 40H86V39L82 38V41H80V42L83 43ZM101 40H102V41H101ZM109 40H110V41H109ZM118 40H119V41H118ZM170 40H171V39H170ZM176 40H177V38H176ZM233 40H231V41L233 42ZM263 40H264V38H263L262 40H260V42H262ZM42 41H41V43H42ZM45 41H43V42H45ZM93 41H94L95 43H94ZM105 41H106V42H105ZM108 41H109V42H108ZM112 41H113V42H112ZM172 41H173V40H172ZM245 41H246V40H245ZM245 41H244V42H245ZM25 42H24V43H25ZM54 42H55V41H54ZM54 42H53V43H54ZM76 42H77V43H76ZM107 42H108V43H107ZM110 42H111V43H110ZM120 42H122V44H124V45L121 46V43H120ZM235 42H236V44H234V43H233V45L231 44V49H230V51H232V53H231L230 51H228V52L226 51L225 54H227V53H228V54H227V55H224V56H223L224 58H225V57H229L230 54H231V57H230V58L233 59V61H234V59L236 60L237 58H239V57H238V54H237V58H235V57H236V53H238V51H239V50H237L239 46L236 47V45L238 44V43H237L238 41L235 40ZM257 42H258V41H257ZM257 42H256V43H257ZM19 43H18V44H19ZM36 43H35V44H36ZM50 43H49V44H50ZM55 43H56V42H55ZM55 43H54V44H55ZM72 43H73V44H72ZM75 43H76V44H75ZM158 43H160V44L158 45ZM163 43H164V42H163ZM253 43H254V42H253ZM253 43H252V45H253ZM56 44H57V43H56ZM70 44H72V45H71L72 47H70ZM107 44L110 45V47H106V46H108ZM112 44H113V45H112ZM177 44H178V42H177ZM261 44L263 45L264 43H261ZM38 45H39V44H38ZM52 45H53V44H52ZM59 45H60V44H59ZM62 45H61V46H62ZM105 45H106V46H105ZM174 45H175V44H174ZM174 45H173V46H174ZM23 46L25 47L26 44H23ZM55 46H56V45H54V49H55ZM119 46H121V47H119ZM170 46H171V45H170ZM232 46L234 47V49L232 48ZM250 46H251V45H250ZM250 46H249V47H250ZM253 46H255V44H254ZM253 46H251L249 50H251V48H252ZM36 47H37V46H36ZM49 47H50V45H49ZM51 47H53V46H51ZM58 47H59L58 50H60V46H58ZM68 47H67V48H68ZM81 47H82V48H81ZM99 47H100V48H99ZM102 47H103V49H102L103 51L106 49V50H105L106 53L103 52L102 50L100 51V49H101ZM113 47H117V48H113ZM118 47H119L120 49H118ZM159 47H161V50H160ZM171 47H172V46H171ZM243 47H245V46L243 45ZM258 47H259V43L256 44V48H258ZM64 48H65V47H64ZM64 48H61V49L64 50ZM67 48H65V50H66ZM69 48H68V50H70ZM104 48H105V49H104ZM108 48H109V51H107ZM111 48H112V49H111ZM168 48H170V47H168ZM168 48H167V49H168ZM176 48H177V47H176ZM235 48H236V49H235ZM256 48L253 47V51L256 50L255 52H256V53H259V50H257ZM259 48H263V49H264L263 46H262V47H259ZM27 49H28V48H27ZM78 49H76V50H78ZM86 49H87V48H86ZM114 49H116V50H114ZM241 49H242V48H241ZM245 49H246V48H245ZM17 50H13V51H16V52H17ZM19 50H18V51H19ZM65 50H64V51H65ZM84 50H85V49H84ZM21 51H19V53H20ZM64 51H62V53H63V54H62V58H63V56H64V58L61 60V61H62V62H61V66L64 67V69L61 68L60 72H58L59 70L57 71V69L60 68L61 66H59V65L56 63V64H57V68L53 66L54 69L51 70V68H50V70L48 71V68L52 66L51 64H55V60H56V59L54 60V57H55V55L58 54V53L54 52L55 55L51 54L54 62L52 61V58L49 59V60H51L52 63H51V62L49 63V62H48L49 60L47 59V60H48L47 62H48L51 66L49 65V67L46 68V67L48 66V63H47L46 65H44V66H46V67L43 68V69H44V70H43V73H47V72H50V71H51V72L48 73V74H54V72L57 71L59 74L57 73L58 75H57L56 77L60 78V77H61L60 75L63 74L62 72H65V71H64L65 69H66V71L68 70V72H70L69 74H70V75L72 74V76H73V73L76 75L78 72H79V74L82 72V73H81V74H82L81 76H79V75L77 74V76L74 75L73 78L69 75V76H70L69 78H71V80L69 79V81H71L70 83L73 82V85H74V82H75V80H76L75 84H77V86H78V83H79V86H80L82 83H83L82 85L85 86V85H86V84L92 79V78H91L89 81L87 80L88 77H90V76L93 77V79L95 78V76L92 75V74H94V72H93L94 70H93V71L91 70V68L93 67V66L91 67V63H89V64H90V67H91V68H89V69H90V72L87 73V72L85 71L86 73H85V72L83 73V71H82L83 69H81V67H82L81 63H82V62H81V63L77 62V61H78V60H77L78 58L81 60V57H80V56L82 55V53L78 54V53H79V52H78L79 50H78V51H73V52H74L73 54H71L70 51H69L70 53H69L67 50H66L65 52H64ZM85 51H86V50H85ZM87 51H88V49H87ZM87 51L85 52V54L87 53ZM160 51H161V52H160ZM162 51H163V53H162ZM164 51H165V52H164ZM181 51H182V49H181ZM221 51H223V50L221 49ZM233 51H234V52H233ZM235 51H237V52H235ZM246 51H248V50H246ZM22 52H21V53H22ZM77 52H78V53H77ZM80 52H81V51H80ZM101 52H102V53H105V56H104V55H101V54H102ZM107 52H108V53H107ZM176 52H177V50L175 51V53H176ZM229 52H230V53H229ZM241 52H242V51H241ZM250 52H251V51H250ZM255 52L252 53V57H253V59L256 58V59H255L256 61L254 60V61H255V65L257 64V66L260 67L261 64H259V63H260V62H261V63L264 62V56H263V55H261V56L259 55L258 58H257V55H258V54H257V55H254ZM262 52H263V50H262ZM19 53H18V55H19ZM25 53H24V55H25ZM64 53H67V54H64ZM75 53H77V54L75 55ZM98 53H99V54H98ZM158 53H159V54H158ZM160 53H161V55H160ZM165 53H166L167 56L169 55L168 57H169V59H171L170 61H171L172 65H170V64H169L170 61H168V65H169V67H168V65H167V63H166L167 60H168V57L165 55ZM170 53H172V52H170ZM178 53H180V52H178ZM220 53H221V52H220ZM106 54H107V55H106ZM145 54H146V58H148V59H146V58H145V59H142L143 56L145 57ZM150 54L153 55V56H152L153 59H152V58H149V57H150V56H149ZM163 54H164L165 57H163ZM218 54H219V53H218ZM221 54H223V53H221ZM232 54H235V55H233L234 58L232 57ZM250 54H251V53H250ZM250 54H249V55H246V56L248 57V56H250ZM72 55L75 56L77 59H76L75 57H73ZM77 55H78V56L80 55V56L77 57ZM98 55H99L100 57H98ZM110 55H108V57H109ZM194 55H195V54H194ZM194 55H192V56H194ZM219 55H220V54H219ZM253 55H254V56H253ZM19 56L21 57V55H19ZM22 56H23V53H22ZM56 56H57V55H56ZM111 56H110V57H111ZM148 56H149V57H148ZM155 56H159V58L162 56L163 58L161 57L162 59L160 58L161 60H158V57H155ZM255 56H256V57H255ZM17 57H18V56H17ZM50 57H51V56H50ZM50 57H49V58H50ZM96 57H94L93 59L97 60ZM108 57H107V58H108ZM178 57H179V56H178ZM196 57H197V56H196ZM220 57H222V55H220ZM56 58H58V57H56ZM74 58H75V59H74ZM165 58H166V60H165ZM179 58H180V57H179ZM183 58H184V57H183ZM245 58H246V57H245ZM60 59H61V58H60ZM73 59H74V60H73ZM102 59H101V60H102ZM118 59H119V60H118ZM141 59H142V60H145V62L143 61V63H142V60H141ZM149 59H151L153 63H152V65H150V64H148V65L146 64L147 66L145 65L146 68H148V67L150 66V68H149V69L147 70V72H146V71H144V69L146 70V68H145L144 65L142 66V64L147 63L148 61L146 62V60H149ZM163 59H164L165 61H164ZM175 59L178 60V58H177L176 56H175ZM197 59H198V58H197ZM217 59H218V58H216V60H217ZM227 59H228V58H227ZM239 59H240V58H239ZM88 60H89V58H88ZM151 60H150V61H151ZM153 60H154V61H153ZM195 60H196V59H195ZM198 60H199V59H198ZM224 60H225V59H224ZM246 60H248V64H251V63H252V65H253V60L251 59V57H250V59H246ZM249 60H252L251 63H250ZM258 60H259V61H258ZM56 61H57V60H56ZM98 61H97V62H98ZM150 61H149V62H150ZM175 61H176V60H175ZM184 61H186V60L184 59ZM188 61H190V60H188ZM196 61H197V60H196ZM213 61H215V58L212 60V62H213ZM230 61H231V60H230ZM233 61H232V63L235 62V61H234V62H233ZM1 62H0V63H1ZM57 62L60 63V60L57 61ZM91 62H92V60H91ZM94 62H95V61H94ZM94 62H93V64H94ZM186 62H187V61H186ZM245 62H246V61H245ZM256 62H257V63H256ZM45 63H46V62H45ZM98 63L101 64L100 61H99ZM150 63H151V62H150ZM183 63H184V62H183ZM183 63H182V61H181V64H183ZM190 63H191V61H190ZM199 63H200V62H199ZM199 63L197 62V64H199ZM209 63H211V61H210ZM215 63H218V64H219L218 61L215 62ZM223 63H224V62H222V65H223ZM237 63H238V62H237V60H236L235 64H237ZM239 63L241 64L242 62H239ZM239 63H238V64H239ZM33 64H34V63H33ZM36 64H37V66H35ZM36 64H35L34 66L31 65L32 68L35 67L34 69H37V68L39 67V65H38V63H36ZM176 64H177V63H176ZM184 64H185V63H184ZM184 64H183V65H184ZM186 64H187V63H186ZM193 64H194V61H193ZM228 64H229V63H228ZM235 64H234V65H235ZM29 65H30V64H29ZM29 65H28V66H29ZM190 65L193 66V67H195V68L197 67V66L192 65V64H190ZM216 65H217V64H216ZM222 65H221V63H220V65H218L219 67H218V66H215V65H214V66H215V69H217V71H219V70L221 71L222 68H220V66H222ZM231 65H232V64H231ZM252 65H251V66H252ZM255 65H253V66H254V68L256 69L257 66H255ZM44 66H43V67H44ZM55 66H56V65H55ZM58 66H59V67H58ZM96 66H100V65H96ZM96 66L94 65L95 68H96ZM170 66H171V67H170ZM186 66H187V65H186ZM188 66H189V65H188ZM209 66H210V65H209ZM214 66H213V64H212V66L208 68V69H210V70L207 69L208 71H205V72H203L204 69H203V71H202V69H201V72H200V71H197V72H196V69H197V68L195 69V68L189 66L190 68H193V69H192V75H193V76H190V75H191V74L189 73V72H191V71H190V68H189V70H188V68L186 69V67L182 66V67H180L179 69H177L176 66H175V69H177L176 71H178L177 73H179V70H180L181 68H183L184 70L181 69V70H182L181 72L184 73L183 75H185V77H187V78H189V77H190V78H193V80H194L193 83H195L196 86H198L197 83L199 84V83H201V82H204V81H206V80L209 79V78H210V79H213V78H211V75H212V74H214V75L217 74V71L214 69ZM237 66H238V65H237ZM240 66H241V65H239L238 67H240ZM251 66H250V68H251ZM253 66H252V67H253ZM65 67H67V68H65ZM94 67H93V68H94ZM199 67H201V66H199ZM199 67H198V68H199ZM217 67H218V68H217ZM233 67H234V66H233ZM95 68H94V69H95ZM142 68H144V69H142ZM151 68L153 69L152 71H151ZM211 68H213V69H212L213 71L211 70ZM254 68H251V69L253 70ZM34 69H33V70H34ZM45 69H47L46 72H45ZM62 69H63V70H62ZM69 69L72 70L73 73H72L71 71H69ZM84 69H86V67H85ZM96 69H97V68H96ZM98 69H100V68H98ZM141 69H142V70H141ZM175 69H173L172 72H174ZM194 69H195V70H194ZM38 70L41 72V70H40L39 68H38ZM54 70H55V71H54ZM111 70H112V69H111ZM169 70H170V71H169ZM186 70H188V71H186ZM193 70H194L196 73L193 72ZM198 70H199V69H198ZM36 71H37V70H36ZM39 71H38V72H39ZM184 71L187 72L186 74L189 73L190 75H186ZM214 71H215V73H214ZM220 71L218 72V74H219V73L221 74L222 71H221V72H220ZM247 71H248V70H247ZM263 71H264V69L262 70V73L264 74ZM33 72H34V71H33ZM38 72H37V73H38ZM52 72H53V73H52ZM68 72H66V73H64V74H68ZM112 72H113V73H112ZM131 72H132L133 74L135 73V74L133 75V78H134L135 80H134V79L131 80V83H132V84L129 86L128 83H130V81H128V80H127V82H128L127 84H126V83H125V84H123V83L121 84V82L124 81V78H125V79H129V80L131 79V78H130V76H131L130 73H131ZM137 72H138V73H137ZM139 72H142V73H139ZM143 72H144V73H143ZM150 72H149V73H150ZM198 72H200V73H198ZM117 73H116V74H117ZM260 73H261V71H259L258 74H260ZM262 73H261V74H262ZM48 74H47V75H48ZM55 74H56V73H55ZM96 74H98V71L96 72ZM96 74H95V75H96ZM129 74H130V75H129ZM136 74H137V76H141V75H143V76H141L142 78L140 77L141 79H140L139 77H136V78H135ZM179 74H180V73H179ZM220 74H219V75H220ZM17 75H20V76H21L22 74L19 73V74H17ZM83 75H84V76H83ZM86 75H88V76H86ZM98 75H100V74H98ZM98 75H96V76H98ZM152 75H151V76H152ZM175 75H178V74L175 73ZM221 75H223V73H222ZM221 75H220V78H222ZM50 76L52 77V75H50ZM59 76H60V77H59ZM78 76H79V77H78ZM181 76H182V75H181ZM212 76H213V75H212ZM216 76H217V75H216ZM216 76H215V77H216ZM223 76H224V75H223ZM33 77H34V75H33ZM36 77H37V76H36ZM36 77H34V78L36 79ZM56 77L54 76V78H55L57 81L61 82V81L58 80ZM74 77H75V78H74ZM81 77H82V78H81ZM85 77H87V78L85 79ZM113 77H112V78H113ZM127 77H128V78H127ZM148 77H150V76H148ZM170 77H171V78H170ZM174 77H177V76H174ZM41 78H42V77H41ZM61 78H62V77H61ZM78 78H79V79H78ZM96 78H97V77H96ZM138 78H139V79H138ZM151 78H152V77H151ZM153 78H152V81H153ZM177 78H178V77H177ZM177 78H176V79H177ZM181 78H182V77H181ZM190 78H189V79H190ZM217 78H218V77H217ZM37 79H38V78H37ZM37 79H36V80H37ZM42 79H43V78H42ZM45 79H48L47 76L44 78V80H45ZM49 79H50V78H49ZM49 79H48V81H49ZM51 79H53V77H52ZM55 79H54V80H55ZM72 79H75V80L72 81ZM84 79H85L87 82L84 81ZM109 79H110V80H109ZM137 79H138V80H137ZM145 79H147V76H146ZM176 79H173V80H171V81H173V82L176 83V81H177ZM184 79H185V78H184ZM36 80H35L34 82H32L30 85H27V84L25 83V81H24V83L20 82V83H22V84H20V83H16L15 85L12 86V89H13V90H14V89L17 90L16 92H14L13 95H16L18 98L22 99V98H24V97H26V96H28V95L30 96V92H31V93H32V94H31L32 96H30V97H28V98L26 97V98H24V100H30V99H31L30 101H32V100H33L32 98L36 97V96L33 95V92L36 90L35 85H39V83H42V81H38V80H40V79H38L37 81H36ZM54 80H53L52 82H54ZM56 80H55V81H56ZM78 80H80V81H78ZM81 80L84 81L86 84H85L84 82L81 83ZM94 80H95V79H94ZM174 80H175V81H174ZM178 80H179V79H178ZM187 80H188V79H187ZM190 80H191V79H190ZM190 80H189V84L192 83L191 81H193V80H191V81H190ZM262 80H263V79H262ZM45 81H46V80H45ZM45 81H44V82H45ZM62 81H63V80H62ZM77 81H78V83H77ZM92 81H93V80H92ZM132 81H135V82H136V84L134 83V87H132V86H133V82H132ZM171 81H169V85H170V87L175 85V84H174V85H171V84L173 83V82L171 83ZM217 81H218V80H217ZM49 82H51V80H50ZM52 82L49 83V84H52V86H53V83H52ZM114 82L118 83L119 86H116L117 84H114ZM137 82H138V83H137ZM178 82H179V81H178ZM206 82H207V81H206ZM210 82H211V80H210ZM61 83H62V82H61ZM68 83H69V82H68ZM89 83H91V81H90ZM110 83H111V84H110ZM119 83H120V84H119ZM143 83H144V81H143ZM148 83H149V82H148ZM154 83H155V82H154ZM187 83H188V81H187ZM187 83H186V84H187ZM211 83H212V82H211ZM260 83H261V82H260ZM46 84H47V83H46ZM140 84H141V83H140ZM145 84H147V83H145ZM155 84H156V83H155ZM155 84H154V85H155ZM180 84H181V83H180ZM189 84H188V85H189ZM203 84H206V83L204 82ZM213 84H214V82L212 83V85H213ZM59 85H61V84H59ZM71 85H72V84H71ZM122 85H123V86H122ZM127 85H128L129 87L134 88V89H128L129 87H128ZM169 85H167V86H169ZM190 85H191V88H192V87H193V88L195 87L193 84H190ZM192 85H193V86H192ZM212 85H211V86H212ZM55 86H56V83H55ZM57 86H58V85H57ZM61 86H62V85H61ZM61 86H60V87H61ZM101 86L103 87V85H101ZM121 86H122V88H120ZM135 86H136V88H135ZM146 86H147V85H146ZM199 86H200V85H199ZM201 86H202V87H201ZM201 86H200V88H199V87H196V88H198V89H200V90H201V89L203 90V85H201ZM204 86H205V85H204ZM208 86H210V85H207V86H205V87L207 88ZM47 87H48V86H47ZM53 87H54V86H53ZM60 87H57V89H56V87H55L54 89H56V90H54V91L58 92L59 90H61ZM62 87H63V86H62ZM68 87H69V88H68ZM70 87H71V86H68V85H67V86H64V89L68 88L67 90H68V93H69V91H70ZM72 87H73V86H72ZM82 87H83V86H82ZM102 87H101V89H102ZM113 87H111V89L114 90ZM140 87H141V85H140ZM140 87H139V88H140ZM174 87H175V86H174ZM214 87H215V86H214ZM49 88H50V89H49ZM58 88H59V90H58ZM73 88H74V87H73ZM73 88H71V89H73ZM99 88H100V87H99ZM103 88H106L105 91H107V87H103ZM117 88H115V91L117 90ZM141 88H142V87H141ZM143 88H144V87H143ZM153 88H154V86H153ZM171 88H172V87H171ZM171 88H169V89L167 88V90L169 91ZM208 88H209V87H208ZM208 88H207V90H208ZM261 88H262V87H261ZM261 88H259V89H261ZM47 89H48V92H49V95H50V94L52 93V92H51V87H48ZM76 89L78 90V88L76 87L75 89H73V92H74ZM101 89H100V90H101ZM111 89H108V91H109V90H110V91H109V92L107 91L106 93H108V96L112 98V96H113L112 94H113L114 91H111ZM154 89H156V87H155ZM198 89H196V90H198ZM209 89H210V88H209ZM49 90H50V91H49ZM52 90H53V88H52ZM57 90H58V91H57ZM67 90H63V91H64V92L62 91L63 94H65V91L67 92ZM102 90H103V89H102ZM102 90H101V91H102ZM145 90H146V89H145ZM151 90H152V89H151ZM249 90H250V89H249ZM249 90H248V91H249ZM118 91H116V92L114 93V94H116V96L114 95L115 97L120 96L119 98H117L118 100L121 98V96H122L123 98L126 96V94L123 95L124 93L121 94V92L118 93ZM168 91H167V92H168ZM182 91H183V90H182ZM193 91H194V89H193ZM262 91H263V90H262ZM50 92H51V93H50ZM56 92H55V94H54V92H53V93L50 95V96L52 97V99H53V100H52L53 103L51 102L52 105H51V103H50V101H51V97L45 95L46 98H47V97L50 98V100H49L48 98H47V99L45 98V99L47 100V101H46V102H47V106L50 105L49 108L47 107L48 110H49V112H51V113L53 112V113H54L55 109H56V108H59V109H56V111L59 110V112H60V110H61V113H62V111H63V115L67 114L68 117L70 116V117L72 118L73 116H71V114L74 113V110H75V109H74L73 107H71V106L74 105V104L71 103V99H70V98H71V96L75 95L76 93L74 92V93H75V94H74V93H72V91H71V92H70V95L68 94V96H69V98H68L67 93H66V96H63V94L60 93V91H59L60 94H56ZM110 92H111V93H110ZM138 92H139V91H138ZM144 92H145V91H144ZM153 92H154V91H153ZM167 92H166V93H167ZM217 92H218V91H217ZM258 92L260 93V91H258ZM103 93H104V95H105V92H104V91H102V94H103ZM109 93H110L111 95H110ZM142 93H143V92H142ZM145 93H147V92H145ZM215 93H216V92H215ZM250 93H251V92H250ZM71 94H73V95H71ZM102 94H101V96H102ZM117 94H119V95H117ZM129 94L131 95V92H130ZM154 94H155V93H154ZM182 94H183V93H182ZM60 95H62V97H61ZM163 95H164V94H163ZM185 95H186V94H185ZM205 95H206V94H205ZM244 95H245V94H244ZM252 95H253V93H252ZM33 96H34V97H33ZM39 96H41V95H39ZM106 96H107V95H106ZM108 96H107V97H108ZM114 96H113V98H114ZM134 96H135V95H134ZM164 96H165V95H164ZM43 97H44V96H43ZM55 97H56V98H55ZM102 97H103V96H102ZM102 97H100V99H101ZM107 97H106V99H107ZM109 97H108V99H110ZM128 97H129V96H127V98H128ZM165 97H166V96H165ZM60 98H61V99H60ZM66 98H67V99H70V100H66V103H65V100H64V99H66ZM189 98H190V97H189ZM215 98H216V97H215ZM217 98H218V97H217ZM254 98H255V97H253V99H254ZM34 99H35V98H34ZM58 99H59V100H58ZM201 99H202V98H201ZM210 99H211V98H210ZM222 99H223V98H222ZM226 99H227V98H226ZM234 99L237 100L238 98H235V97H234ZM241 99H242V98H241ZM248 99H250V98L248 97ZM253 99H250V101L248 100L249 102L246 100V102H248V103L251 102V103H252V102H253ZM63 100H64V101H63ZM101 100H102V99H101ZM118 100H117V101H118ZM195 100H196V99H195ZM212 100H213V98H212ZM223 100H225V99H223ZM227 100H228V99H227ZM243 100H244V99H243ZM251 100H252V101H251ZM54 101H55V102H54ZM56 101L62 103L63 106H65V107L62 108V104L57 103ZM69 101H70V103L72 104V105L70 104V105H71V106H70V109H69ZM206 101H208V99L204 100V102H206ZM221 101H222V100H221ZM230 101H232V99H231ZM238 101H239V100H238ZM256 101H257V99H256ZM48 102H49V105H48ZM191 102H192V101H191ZM204 102L201 101L200 103H204ZM212 102H213V101H212ZM224 102H225V101H224ZM235 102H237V101H235ZM244 102H245V101H244ZM56 103H57V104H56ZM64 103H65V104H64ZM100 103H101V102H100ZM122 103H124V102L119 103L118 106H119V105H122ZM192 103H193V102H192ZM194 103H195V102H194ZM198 103H199V102H198ZM209 103H210V102H209ZM221 103L224 104V105H222ZM227 103H228V101H227ZM227 103H223V102H220L219 104H218V103H217V104H216V103H214V104H213V103H212V104L210 103V107L207 105V108L209 107V108H208V111H206V109H204V110H205V114H204V111H203V107L205 108L204 105H202V106H203L202 109L199 107V108L201 109L200 111L197 110L198 107L196 108L195 106L193 107V108H194L193 110L191 109V111H190V109H189L190 107L187 106L188 108H187L186 110L188 111V109H189L188 112H189L190 114H192L193 111L196 113V110H197L198 112H200V113H197V115H198V114H199L200 116L202 115V118L205 117L207 120H208V118H209L208 121L210 122V119H211V118H212L211 121H213L214 118H215L216 116H218V115H221V116H219V118L223 116L222 119H225V118H224V117H225L224 114H227V113L229 114V112L232 111L233 109H234V110H237L238 107H240L239 110H237L238 112H237V111H232V112H230L231 114H233V115H232L233 117H235V116H234L235 113H236L237 116H238V115L240 114L239 111H241V113H242V110H243L242 108H243V106H244V108H246L245 105L248 104V103H243V102H241V100H240V102H239L240 104H239V106H237V105H238V102L234 104V102L232 101V102H230V106H232V107H230L229 105H227ZM231 103H233V105H232ZM241 103H242V104H241ZM254 103H255V99H254ZM254 103H253V105H255ZM53 104H54V105H53ZM55 104H56L57 106H56ZM76 104L78 105V103H76ZM163 104H164V103H163ZM163 104L160 105V107H161V106L164 107ZM182 104H184V103L182 102ZM182 104H181V102H180V103H178V104H176V105H172L173 107L169 104V105L171 106V107H170L171 109H168L169 106L167 105L168 108L166 109L165 113L168 112L167 114H169V112H171V111H167V110H172V108H174V109L177 108V110L175 109L176 111H175L174 109L172 110L173 112L175 111L176 113H175V112H174V113L172 112V113H170L169 115L171 116V114H177V112H179V116L177 117V115H178V114H177L175 119H174L172 116H171V117H172V120H171L169 117H168V119H167V118H166L167 116L164 114V110H165V109H163V114H162V116L165 115V116H164L165 119L163 118L164 121L171 120L172 123L174 124V122L176 123V121H178L179 119H181V121H182L184 118H185V119L188 118V115H186V112H187V111H186V112L183 111V114L180 113V112H182V111H180V110H181L183 107L178 111V108H179L178 105L180 106V105H182ZM188 104H189V102H188ZM206 104H208V102H207ZM228 104H229V103H228ZM67 105H68V106H67ZM77 105H76V106H77ZM95 105L97 106V104H95ZM123 105H125V103H124ZM123 105H122V107H123ZM127 105H128V104H127ZM192 105H194V104H192ZM225 105H226V107H225ZM99 106H100V105H99ZM101 106H102V105H101ZM116 106H117V105H116ZM118 106H117V107H118ZM175 106H177V107H175ZM227 106H228V107H227ZM119 107L122 109L121 106H119ZM119 107H118V108H119ZM125 107H126V105H125ZM125 107H124V108H125ZM234 107H235V108H234ZM236 107H237V109H236ZM254 107H255V106H254ZM53 108H55L54 111H51V110H53ZM61 108H62V109H61ZM72 108H73V109H72ZM76 108H77V107H76ZM78 108L80 109L79 106H78ZM82 108H83V107H82ZM82 108H81L80 110H82ZM100 108H102V107H100ZM118 108H117V109H118ZM120 108H119V110H121ZM124 108H123V109H124ZM129 108H130V107H129ZM129 108L127 109V112L130 110ZM199 108H198V109H199ZM232 108H233V109H232ZM68 109H69L70 113H69ZM83 109H84V108H83ZM97 109H98V108H97ZM102 109H103V108H102ZM102 109H101V110H102ZM131 109H132V108H131ZM71 110H72V111H71ZM76 110H78V109H76ZM76 110H75V111H76ZM119 110L117 111V113L119 112ZM124 110H125V109H124ZM124 110H123V111H124ZM160 110H161V109H160ZM229 110H230V111H229ZM56 111H55V112H56ZM66 111H67V113H65ZM95 111H96V110H95ZM102 111H103V110H102ZM130 111H131V110H130ZM161 111H162V110H161ZM202 111H203V113H201ZM49 112H47V116H48V113H49ZM77 112H78V111H76L74 115H77V114H78ZM79 112H80V111H79ZM120 112H121V111H120ZM135 112H136V111H135ZM135 112L133 111L132 114L134 115ZM184 112H185V113H184ZM188 112H187V113H188ZM234 112H235V113H234ZM41 113H42V112H41ZM44 113H45V112H44ZM53 113L50 114V115H54ZM76 113H77V114H76ZM96 113H97V112H96ZM117 113H116L115 115H117ZM161 113H162V112H161ZM206 113L208 114V116H207ZM69 114H70V115H69ZM81 114H82V113H81ZM111 114H112V113H111ZM120 114H122V113H120ZM135 114H138V113H135ZM180 114H182V115L185 114V115H184V118H181L182 115L180 116ZM193 114H194V113H193ZM228 114H227V115H228ZM243 114H244V113H243ZM42 115H44V114H42ZM45 115H46V114H45ZM56 115H57V113H56ZM93 115H94V114H93ZM118 115H119V114H118ZM122 115H123V114H122ZM122 115H121V116H122ZM130 115H131V114H130ZM169 115H168V116H169ZM197 115H196V116H197ZM209 115H210V116H209ZM214 115H216V116H214ZM65 116H66V115H65ZM77 116H79V115H77ZM77 116H76V117H77ZM84 116H85V115H84ZM123 116H124V115H123ZM160 116H161V115H160ZM173 116H174V115H173ZM185 116H186V117H185ZM206 116H207V117H206ZM232 116H231V117H232ZM237 116H236V118H237ZM246 116H247V115H246ZM53 117H54V116H53ZM55 117H56V116H55ZM58 117H59V119H61L60 122H63L62 118H61L60 116H58ZM80 117H81V115H80ZM132 117H133V116H132ZM179 117H180V118H179ZM213 117H214V118H213ZM228 117H230V115H228ZM81 118H82V117H81ZM83 118H84V117H83ZM86 118H87V117H86ZM191 118H192V117H191ZM219 118H218V119H219ZM77 119H79V118H77ZM77 119H76V120H77ZM131 119H132V118H131ZM159 119H161V118H159ZM173 119H174V120H173ZM185 119H184V120H185ZM216 119H217V118H215V120H216ZM220 119H221V118H220ZM222 119H221V120H222ZM226 119H227V118H226ZM228 119H229V118H228ZM233 119H235V118H232V120H233ZM52 120L54 121V119H52ZM71 120H72V119H71ZM73 120H74V118H73ZM81 120H82V119H81ZM142 120H143V119H142ZM175 120H176V121H175ZM194 120H195V119H194ZM221 120H220V121H221ZM49 121H50V120H49ZM55 121H56V124H54V126L56 125V128L53 126L52 123H51V126H52V128L57 129V128L59 127V125H57V121L59 122L58 118H57V120L55 119ZM181 121L179 120V122H177V123H178V124H181V123H182V124L184 125V122H185L186 120L183 121V122H181ZM189 121L191 122V119L188 120V122H187V121H186V122L189 123ZM218 121H219V120L214 121V123L212 122V124H215V122H218ZM222 121H223V120H222ZM50 122H51V121H50ZM209 122H208V123H209ZM53 123H55V122H53ZM154 123H155V122H154ZM169 123H171V122H169ZM172 123H171V124H172ZM177 123L175 124V126L178 125ZM187 123H186V124H187ZM193 123H194V122H193ZM193 123H189V124H193ZM199 123H200V121H199ZM201 123H202V122H201ZM234 123H235V122H234ZM236 123H238V122H236ZM49 124H50V123H49ZM58 124H59V123H58ZM196 124H197V123H196ZM210 124H211V123H210ZM141 125H142V124H141ZM199 125H200V124H199ZM202 125H203V123H202ZM51 126L49 127V125H48L47 128H51ZM63 126L66 127V125H63ZM63 126H62V124H61V126H60L61 129H60V127H59L60 130L57 129V131H62V129H63V130H64L63 132H65L66 130H65L64 128H62ZM208 126H209V125H208ZM218 126H219V125H218ZM197 127H199V126H197ZM214 127H216V126H214ZM181 128L183 129V127H181ZM216 128H217V127H216ZM143 129H144V128H143ZM173 129H174V128H173ZM184 129H185V127H184ZM211 129H212V128H211ZM213 129H214V128H213ZM217 129H218V128H217ZM140 130H141V129H140ZM170 130H171V129H170ZM178 130H180V129H178ZM53 131H54V130H53ZM182 131H183V130H182ZM182 131H180V133H181ZM198 131H199V130H198ZM203 131H204V130H203ZM218 131L220 132V130H218ZM218 131H217V132H218ZM49 132H50V131H49ZM141 132H142V131H141ZM145 132H146V131H145ZM172 132H175V130H173ZM176 132H177V130H176ZM176 132H175V133H176ZM178 132H179V131H178ZM195 132H196V131H193V132L189 133V135H188V132H184V134L186 133L188 137L190 136V137H189L190 139H187V140H185V139H181L182 141H180L178 144H177L176 142L178 141L179 138H176V137L174 138V137H173L174 139H173L172 142H175V140H176V142H175V143H176V146H174L175 143H173V144L171 145L173 148L169 149V147H166V150H164L165 152H164V151L161 152V153L158 155L159 157H157V158H158V161H159V164H160V162H161L160 160H164V161H166L164 164H166V163H171L170 165L168 164L169 167H167V164L164 166V164H162L163 161H162L161 164H160V166L163 165L162 167H164V168H165V167L168 168V170H167V169L164 170V168L161 167L162 170H163L164 172H165V171L169 172V173L165 172V174L168 175V176H164V173L159 171L156 175H153V177L156 176V178H158V179H156V181H155V180H153V181H155L156 183L160 181L158 184H161L162 186H163V185L166 186L167 184H169V183L172 181L173 185H176L177 187L180 186V185H178V184H180V182H181V187H179V190H180V189H181V191L183 190L182 192L179 191V190H176V187L174 186V187H175V192H177V194H180V195L183 194V197H184V196H185V195H184V191H185V193L187 192V194L190 193V195H192V196H190V195H186V196L195 197V195H197V197H198V196L200 195L199 197H201V195H202V198L206 199V197H208V196L206 195V197H205V196L203 197V194L199 193V191L205 189V194L208 193L209 190H210V191L212 190V193H213V192L215 191V189H218V186H217L216 184H218L219 179H221L220 176H221V177L224 176V175H220V174H218V175H217V174H214V173H218L217 171L215 172V171H213L214 169H212V168H216V167L213 166L212 168H210L211 166H210V167L207 166V168L209 167L210 169H212V170L209 169V170H210V173H211L212 175H211L210 173H208V171H207L208 169L206 170V171H207L206 173H207V175L210 174L209 177H212V176L217 175L218 177H217V176H215V177H216V179L219 178V179H217L218 182L216 183L215 177H212V178H214V180L211 181V178L207 177V176L205 175L206 173L203 172L201 176H200V174H199V175L196 177L197 179L199 178V180L201 179V180H200L201 183L199 184V186H198L197 188L192 187V185H194L195 182L198 181L196 178H191V179H190V182H189L187 185H185V183H183V180H184V179H182L181 181H180V180L178 181L177 179H174V177H173V179H171V178H172L171 176H170L171 178L169 177V175H172L171 170H172V172H174V169L176 170V168H177V166H178V164H179V163L177 162L178 160H180L179 158H182V159H183V158H189L190 156H192V155H190L191 153L188 152V151H189V148H190V149H192V148H191V146H188V145H191V144H192V143H191L192 141H196V142H197V143H196V142H193L194 145H195V144H198V140H197V139H199V138H200V135H201V133H198L197 136H199V137H196V139L193 138V139H195V140H192V137H193V136H196V135H194ZM219 132H218V134H219ZM129 133H130V132H129ZM142 133H143V132H142ZM160 133H161V132H160ZM180 133H179V134H180ZM182 133H183V132H182ZM223 133H224V132H223ZM223 133H222V135H223ZM138 134H139V133H138ZM172 134H174V133H172ZM176 134H177V133H176ZM186 134H185V135H186ZM190 134H192L193 136H191ZM199 134H200V135H199ZM51 135H52V134H51ZM142 135H143V134H142ZM148 135H149V134H148ZM219 135H220V134H219ZM222 135H221V136H222ZM153 136H154V135H153ZM171 136H172V135H171ZM173 136H174V135H173ZM178 136H179V135H178ZM187 136H186V137H187ZM202 136H203V135H202ZM140 137H141V135H140ZM215 137H217V136H215ZM222 137H223V136H222ZM50 138H51V137H50ZM106 138H107V137H106ZM108 138H109V137H108ZM212 138H213V137H212ZM81 139H82V138H81ZM84 139H85V138H84ZM88 139H89V138H88ZM97 139H98V138H97ZM103 139H104V138H103ZM130 139H131V137H130ZM138 139L143 141V139H141V138H138ZM145 139H146V138H145ZM160 139L162 140L163 138H160ZM201 139L203 140L204 138H200L199 140H201ZM205 139H206V138H205ZM17 140H18V139H17ZM22 140H23V139H22ZM78 140H79V139H78ZM92 140H94V139H92ZM101 140H102V139H101ZM106 140H108V139H106ZM191 140H192V141H191ZM215 140H216V139H215ZM51 141H52V140H51ZM56 141H57V140H56ZM84 141L88 142L89 140L87 141V139H86V140H84ZM111 141L113 142L114 145H113V144H111V145L108 144L109 146H107V147H105V145H106L107 143H104V145H101V144L98 145V144H99L98 142H100V140H99V141H95L94 144L99 146V147L96 146V148L98 149V152H99L100 154L97 156V154H98V153L96 154L97 151H94L95 153L93 152L92 154H93V155L95 154L96 157L93 156L92 154H90V155H92V156H90V155H89V156H86V157H85L86 159H85L84 157L79 156V158L81 157V158H80L81 162H83L84 165H87V166L84 167L83 164L81 163V165L83 166V168H82L81 166H79V168H80V167H81L82 169H84V168H89V167H88V166H89L88 164L93 163V160H94L95 162L98 161V162L101 163V165H102V162H104V161L102 160V159H103L102 156H103V157H106V158H107V157H112V158L115 157L117 160L119 159V157H121V158L123 157V158H125V159H123V160H127L126 158H131V157H132V158H133V157H134V158L137 157L136 159H138V157H139V158L141 159L142 156L144 157V156L146 155V153L143 152L144 149L141 150L142 152H141V151L138 152V151H139L138 149H140V148H138V146H137V148H136V149L138 150V151L136 150V151L138 152V153H137V152L135 151V149H134L135 147L133 148V147H131V145H129V144H132V145H133V144L135 143V142H133V141H132L133 143H131V142L129 143V141H127V142H128V143H127V142H125V141H126V140H125V141H124V144L127 143L126 145H124V144H123V145H122V144H119V143H121L120 141H119V143L117 142V144H119V145H117V144L115 143L117 140H114V141H115V142H114L113 139H112V140H110V142H111ZM135 141H137V138H136ZM162 141H163V140H162ZM162 141H161V142H162ZM165 141H166V140H165ZM3 142H4V141H3ZM27 142H28V141H27ZM29 142H30V141H29ZM31 142H32V141H31ZM73 142H74V141H73ZM77 142H79V141H75L74 143L77 144ZM90 142H92L91 139H90ZM96 142H97L98 144H96ZM104 142H105V141H104ZM106 142H107V141H106ZM170 142H171V141H170ZM172 142H171V143H172ZM202 142H203V141H200V144H201ZM208 142H209V141H208ZM208 142H207V143H208ZM211 142H212V141H211ZM4 143H5V142H4ZM52 143H53V142H52ZM79 143H81V142H79ZM79 143H78V144H79ZM88 143H89V142H88ZM100 143H101V142H100ZM122 143H123V141H122ZM137 143H140V142H137ZM171 143H170V144H171ZM190 143H191V144H190ZM30 144H31V143H30ZM33 144L36 145V142H35V143H32V145H33ZM37 144H39V143H37ZM42 144H43V143H42ZM48 144H49V145H48ZM48 144H46L48 149H47V148H44V147H46V145H45L44 147H42V149H44V150L47 151V152H46V151L44 152V154H46V156L48 155L49 152L55 155V157H54V155H53L54 158L52 157V158L54 159V160H53V162H54L53 164H57V162H55V161H59V160H60V159H59L60 157H61V159H62V158H65L66 156L72 154V152L74 151V150H71L70 148L68 149L67 146H66V149H64V151H61L63 148H65V146L62 145V144L59 143V142H58V144H59L58 146H57V142H56V143H53V144H51V143H48ZM54 144H55V145H54ZM89 144H90V143H89ZM89 144H88V145H89ZM91 144H92V143H91ZM115 144H116V145H115ZM135 144H136V143H135ZM159 144H160V143H159ZM162 144H163V142H162ZM193 144H192V145H193ZM28 145H29V144H28ZM28 145H27V143H25V144H23V147H24V148H23L22 146H21V147H22L23 149L28 148V147H31L30 145H29V146H28ZM40 145H41V144H40ZM51 145H52V146H51ZM60 145H61V146H60ZM79 145H80V144H79ZM79 145H78V146H79ZM81 145H82V144H81ZM84 145H87V143L84 144ZM95 145H94V146H95ZM121 145H122V146H121ZM165 145H166V144H165ZM165 145H164V146H165ZM177 145H178V146H177ZM194 145H193V148H194V147H197V145H195V146H194ZM203 145H205V144H203ZM17 146H19V145H17ZM25 146H26V147H25ZM62 146H63V147H62ZM91 146H92V145H91ZM103 146H104V147H103ZM127 146H130V149H129V147H127ZM139 146H140V145H139ZM160 146H161V145H160ZM166 146H167V145H166ZM180 146H181V147H180ZM198 146H199V145H198ZM201 146H202V144H201ZM11 147H12V146H11ZM49 147H50V148H49ZM79 147H80V146H79ZM89 147H90V146H89ZM92 147H93V146H92ZM101 147H103V148L106 150L107 153H106V152L104 153V150H103V148H101ZM142 147H143V146H142ZM177 147H178V148H177ZM34 148H35V147H34ZM37 148H38V147H37ZM39 148H40V147H39ZM61 148H62V149H61ZM81 148H83V146H82ZM81 148L79 149V150H81V151H79V154H82L83 151H84V150L82 151ZM84 148H85V146H84ZM84 148H83V149H84ZM94 148H95V147H94ZM99 148H100V149L102 150V152L104 153L103 155L101 154V150H100ZM127 148H128V149H127ZM131 148H133L134 151H133V149L131 150ZM162 148H163V147H162ZM167 148H168V149H167ZM0 149H1V148H0ZM19 149H20V148L18 147L17 150L20 151ZM28 149H30V148H28ZM32 149H33V147L31 148V150H32ZM42 149H39V150L43 151ZM76 149H78V148L76 147ZM21 150H22V149H21ZM36 150H37V149H36ZM67 150H69V151H67ZM94 150H95V149H94ZM192 150H194V149H192ZM5 151H6V150H5ZM27 151H28V150H27ZM29 151H30V150H29ZM85 151L87 152L88 150H85ZM89 151L91 152V150H89ZM16 152H17V151H16ZM37 152H38V151H37ZM58 152H60V153H58ZM62 152H63V153H62ZM90 152H88V153H90ZM190 152H191V150H190ZM6 153H7V152H6ZM10 153H11V152H9L8 154L10 155ZM21 153H25V152H22V151H21ZM34 153H35V152H34ZM41 153H42V152H40V154H41ZM57 153H58L59 155H58ZM187 153H188L190 156H188ZM2 154H4V153H2ZM73 154H74V153H73ZM157 154H158V153H157ZM0 155H1V154H0ZM24 155H25V154H24ZM33 155H34V154H33ZM49 155H50V154H49ZM74 155H75V157L71 159L72 161H73V159L76 158V154H74ZM186 155H187V156H186ZM36 156H37V155H36ZM42 156H43V155H42ZM44 156H45V155H44ZM56 156H59V157H56ZM82 156H83V154H82ZM194 156H195V154H194ZM88 157H89V158H88ZM100 157H101V158H100ZM146 157H147V156H146ZM195 157H196V156H195ZM31 158H34V157H31ZM47 158H48V157H47ZM50 158H51V157H50ZM52 158H51V159H52ZM56 158H57V160H56ZM83 158H84V159H83ZM99 158H100V159H99ZM152 158H154V157H152ZM190 158H191V157H190ZM190 158H189V159H190ZM41 159H42V158H41ZM43 159H44V158H43ZM104 159H105V158H104ZM116 159L108 158V161H106V159H105V163H103V165L106 164L107 166H105V167H108L109 165H113L114 162L111 163V160H114V161H115ZM143 159H144V158H143ZM143 159H142V160H143ZM191 159H192V158H191ZM191 159H190V160H191ZM239 159H240V158H239ZM263 159H264V158H263ZM32 160H33V159H31L30 161H32ZM38 160H39V159H38ZM38 160H37V162H38ZM46 160H47V159H46ZM46 160H45V163H46ZM66 160H67V159H66ZM80 160H79V161H80ZM82 160H83V161H82ZM99 160H102V161H99ZM117 160H116V161H117ZM142 160H141V161H142ZM144 160H145V159H144ZM151 160H152V159H151ZM187 160H188V159H187ZM229 160H230V159H229ZM237 160H238V159H237ZM237 160H236V162H237ZM27 161H28V157L21 156V155L19 154V152H18L17 154H15L14 156H8L7 154H6V156H5V155H1V156H0V166H1V168H2V165H5V166H6V165H8V164H9V165H11V164H20V163L23 164L22 162H27ZM72 161H70L71 164H72ZM74 161H75V160H74ZM74 161H73V162H74ZM121 161H122V160H121ZM132 161H133V160H132ZM158 161H157V162H158ZM174 161H175V165H176L177 163H178V164H177L176 167H174L175 165L173 164V165H174V166H173L174 169L171 168V170H170V167H172V162L174 163ZM185 161H186V160H185ZM185 161H184V162H185ZM188 161H189V160H188ZM210 161H211V160H210ZM224 161H225V162H224ZM232 161H233V160H232ZM42 162L44 163V161H42ZM51 162H52V161H49L48 163H51ZM60 162H61V164H64V163H65V162L63 161V159H62ZM98 162H97V163H98ZM119 162H120V160H119ZM136 162H137V161H136ZM153 162H154V161H153ZM157 162H156V163H157ZM176 162H177V163H176ZM184 162H183V163H184ZM223 162L225 163V165H226V164H229V163H226V162H229L228 159H224V160L222 161V164H223L222 166H224V163H223ZM234 162H235V160H234ZM236 162H235V164H236ZM28 163H29V162H28ZM35 163H36V162H35ZM40 163H41V162H40ZM43 163H42V164H43ZM48 163H46V164L48 165ZM66 163H67V162H66ZM66 163H65V164H66ZM107 163H108V164H107ZM110 163H111V164H110ZM133 163H134V162H129V163L126 162L125 164L122 163V165L120 164V165L122 166V168H121V167H120V168H121L122 170H126L127 168H130V167L133 165ZM138 163H139V162H138ZM186 163H187V162H186ZM186 163H185V164H186ZM232 163H233V162H232ZM21 164H20V166H21ZM32 164H33V163H32ZM51 164H52V163H51ZM53 164H52V165H53ZM71 164H70V165H71ZM75 164H76V161L74 162V165H75ZM78 164L80 165V162H79ZM78 164H76V165H78ZM136 164H137V163H136ZM217 164H218V163H217ZM230 164H231V161H230ZM233 164H234V163H233ZM243 164H244V163H243ZM246 164H248V163H246ZM253 164H254V163H253ZM9 165H8V166H9ZM29 165H30V163H29ZM34 165H35V164H34ZM36 165H37V163H36ZM40 165H41V164H40ZM74 165H73V166H74ZM98 165H99V164H98ZM134 165H135V164H134ZM156 165H158V164H156ZM181 165H183V164H181ZM248 165H249V164H248ZM248 165H246V167H247ZM260 165H262V164L260 163ZM260 165H258V166H260ZM26 166H28V164H27ZM43 166H44V165H43ZM43 166H42V167H43ZM137 166H140V164H137ZM229 166L232 167L231 165H229ZM240 166H241V164H240ZM240 166L238 165L237 167H239V168L241 169ZM258 166H256V167H258ZM23 167H24V165H23ZM29 167H30V166H29ZM29 167H28V168H29ZM38 167H40V166L38 165ZM42 167H41V169H42ZM45 167H46V166H45ZM69 167H70V166H69ZM74 167H75V166H74ZM74 167L70 168V169L74 170V171H72V172L76 173V172L79 170L80 172H77L76 174H78V173L80 174L82 169H81V168L79 169L78 167H75V168H78V170L76 169V170H77V171H76L75 169H73ZM134 167H135V166H134ZM157 167H158V166H157ZM157 167H156V168H157ZM178 167H179V166H178ZM204 167H206V166H204ZM234 167H236V165L233 166L232 169H234ZM248 167H249V166H248ZM248 167H247V168H248ZM256 167H255V168H256ZM11 168H12V167H11ZM11 168H9L10 171H11ZM30 168H31V167H30ZM35 168H36V167H35ZM43 168H44V167H43ZM65 168H66V167H64V169H65ZM109 168H110V167H109ZM223 168H224V167H223ZM225 168L227 169V165H226ZM225 168H224V169H225ZM2 169L4 170V166H3ZM5 169H6V167H5ZM14 169H15V168H14ZM62 169H63V168H62ZM67 169H69V168L67 167ZM99 169H100V168H99ZM102 169L105 170L104 167H102ZM141 169H142V168H141ZM216 169H217V168H216ZM226 169H225V170H226ZM3 170H2V171H3ZM23 170H24V169H23ZM25 170H27L26 167H25ZM28 170H29V169H28ZM37 170H38V169H37ZM37 170H36V172H37ZM90 170H91V169H90ZM90 170H89V169H88V170L86 169V170H83V171H86V173H87V172L90 171ZM92 170H94V169H92ZM92 170H91V172H92ZM104 170H103V171H104ZM106 170H109V169L107 168ZM106 170H105V171H106ZM142 170H143V169H142ZM142 170H141V171H142ZM153 170H154V169H153ZM162 170H161V171H162ZM227 170H228V169H227ZM227 170H226V171H227ZM235 170H237V169H235ZM257 170H258V169H257ZM0 171H1V169H0ZM21 171H22V170H21ZM33 171H34V170H33ZM39 171H40V169H39ZM119 171H120V169H119ZM212 171H213V172H212ZM226 171H225V173H227ZM5 172H6V171H5ZM29 172H30V171H29ZM41 172H42V171H41ZM65 172H66V171H65ZM70 172H71V170H70ZM70 172H66L68 176H69ZM138 172H139V171H138ZM146 172H147V171H146ZM149 172H150V171H149ZM175 172H177V170H176ZM228 172H229V171H228ZM240 172H241V171H240ZM262 172H263V171H262ZM0 173H1V172H0ZM15 173H16V172H15ZM23 173H24V171H23ZM43 173H45V172H43ZM47 173H48V171H47ZM62 173H63V172H62ZM68 173H69V174H68ZM83 173H84V172H83ZM88 173H89V172H88ZM110 173H111V172H110ZM133 173H134V171H133ZM133 173H132V174H133ZM139 173H140V172H139ZM147 173H148V172H147ZM160 173H161V174H160ZM162 173H163V176H164V177H166V178L168 177L169 179H168V178H167V179L164 178L165 181H164V179H161L160 177H162ZM232 173H235V172H232ZM257 173H258V171H257ZM2 174H3V173H2ZM25 174H26V173H24V175H25ZM35 174H36V173H35ZM35 174H34V175H35ZM79 174H78V176H77V179H78V180L80 179V177H79L80 175H79ZM81 174H82V173H81ZM94 174H95V171H94ZM134 174H137V171H136V170H135V173H134ZM140 174H141V173H140ZM142 174H143V173H142ZM149 174L151 175V173H149ZM158 174H159V175H158ZM228 174L230 175L231 173H228ZM228 174H227V175H228ZM262 174H263V173H262ZM29 175H31V174H29ZM65 175H66V174H65ZM84 175H86V174H83L82 176H84ZM92 175H93V174H92ZM204 175L207 177V179L205 178ZM229 175H228V178H230ZM36 176H38V175L36 174ZM45 176H47V174H45ZM145 176H148V175H145ZM202 176H203V177H202ZM236 176H237V175H236ZM260 176H261V175H260ZM263 176H264V175H263ZM17 177H18V176H17ZM17 177H16V179H17ZM34 177H35V176H34ZM59 177H60V176H59ZM63 177H64V176H63ZM73 177H75V175H74ZM91 177H93V176H91ZM138 177H139V175H138ZM200 177H201V178H200ZM248 177H249V176H248ZM22 178H23V177H22ZM64 178H65V177H64ZM68 178H69V177H68ZM87 178H88V177H87ZM141 178H142V179L144 178V174H143V176H142ZM159 178H160V179H159ZM202 178H203V179H202ZM208 178H209V182L207 181ZM222 178H223L222 180H225L224 184H225V186H226V184H227L228 182L226 181V178H225V177H222ZM232 178H233V177H232ZM241 178H242V177H241ZM250 178H251V177H250ZM11 179H12V178H11ZM13 179H14V178H13ZM83 179L86 180L85 178H83ZM88 179H89V178H88ZM144 179H145V178H144ZM192 179H193V180H192ZM195 179H196V180H195ZM204 179H205V180H204ZM18 180L20 181L21 179L19 178ZM84 180H83V181H84ZM127 180H129V179H127ZM161 180H162L163 182H162ZM166 180H167V182H166ZM173 180H174V181H173ZM175 180H177V182H176ZM202 180H204V181H202ZM222 180H220V181H222ZM236 180H237V179H236ZM246 180L249 182V179H246ZM261 180H262V179H261ZM24 181H25V179H24ZM87 181H88V180H87ZM169 181H170V182H169ZM186 181H187V180H186ZM188 181H189V180H188ZM205 181H207L208 183H206ZM210 181H211L215 186H214L213 184H211ZM237 181H238V180H237ZM237 181H236V182H237ZM263 181H264V180H263ZM25 182H27V181H25ZM68 182H69V181H68ZM71 182H72V180H71ZM155 182H154V183H155ZM178 182H179V183H178ZM226 182H227V183H226ZM238 182L240 183V180H239ZM243 182H244V181H242L241 183H243ZM62 183H63V182H62ZM98 183H99V182H98ZM156 183H155V184H156ZM163 183H164V184H163ZM172 183H171V185H172ZM175 183H178V184H175ZM204 183L207 184V185H205ZM209 183H210V184H209ZM222 183H223V181H222ZM222 183H220V184H222ZM263 183H264V182H263ZM224 184H222V186H224ZM228 184H229V183H228ZM231 184H232V183H231ZM259 184H260V183H259ZM161 185H160V186L158 185V187H161V188H162ZM171 185L169 184V187H168V188H172ZM203 185H205L206 187L204 188ZM218 185H219V184H218ZM238 185H239V184H238ZM238 185H237V187H239L240 189L237 190V191L240 192V196H241V194H243V193L245 192V190H247V189L243 190V189H244V186H245L244 184H243V189H242V187H241L242 185H240V186H238ZM248 185H249V184H248ZM248 185H247V186H248ZM261 185H262V183H261ZM208 186H209V187H208ZM211 186H212V188H214V187H216V188L212 189ZM220 186H221V185H220ZM247 186H246V187H247ZM263 186H264V185H263ZM27 187H28V186H27ZM163 187H164V186H163ZM254 187H255V186H254ZM258 187H259V186H258ZM168 188L166 187V189H168ZM182 188H183V189H182ZM208 188H209V189H208ZM210 188H211V189H210ZM220 188H222V187H220ZM227 188H228V187H227ZM227 188H225V189H227ZM230 189H231V188H230ZM241 189H242V190H241ZM256 189H257V188H256ZM213 190H214V191H213ZM240 190H241V191H240ZM171 191H172V190H171ZM210 191H209V193H210L209 195L212 196L213 194L211 195V192H210ZM235 191H236V190H235ZM243 191H244V192H243ZM253 191H255V190H253ZM180 192H181V193H180ZM228 192H229V191H228ZM232 192H233V191H232ZM256 192H257V191H256ZM194 193H195V194H194ZM214 194H215V193H214ZM231 194H232V193H231ZM15 195H16V194H15ZM28 195H29V194H28ZM229 195H230V194H229ZM22 196H23V195H22ZM181 196H182V195H181ZM231 196H232V195H231ZM236 196L238 197L239 195L237 194ZM236 196H235V194H234V196L231 197L233 204H235L234 208L236 207V210H235V212H234L235 215H232V214H231V216H232V217L234 216V218H232V217L230 216V214L228 213L227 202H225L226 199H225V201H224V202L226 203V205L223 204V203H224L223 201H222L221 203H220V201H219V203H218V204H219L218 206H219L220 210H222V212H221L220 210H219L220 212L218 211V212H219V213H218V215H219V219H220V217H221V220H223V222H224V221H226L227 223L230 222V223H229V224H230V227H229V225H228L226 222H225V224L222 223V221L220 222L219 219H217L218 217H216V215H217L216 212H215V211L213 212V210H212L211 208H209V211H210V209H211V211H210V213H208V214H209L210 218H211V216H212L211 220L207 217L208 215H206V214H204V215H203V214H202V215H199V216H200V219H198V224H199L200 226H201L202 224H204V225H202L203 227H202V226L199 227V225H197L196 228H194V226H193V224H192L191 222H183V220L180 218L179 215L177 216L178 218H176V216H175V222L172 223L173 225L169 226V225H170V224H169V219H170V217L167 216L166 219H168V221H167L168 223L165 222V220H164V224H167V225L169 224V225H168V229H167V225L164 226V227H162L163 229H159V228H158V230L155 231L154 237H158L159 235H157V234H160L159 239L156 238V240H159V241H160L161 239L163 240L164 238L167 237L168 239H165V240L163 241V243L166 244L165 246H167V245L170 246L171 244L173 245V243H176V242H178V241H179L178 243H180V242L183 241V242H182L183 245H187V244L189 243L190 246H192V244H191L190 242L194 243L193 240H194L196 237H199V238H200V236H201V238H202V241H203V239H204V241H203L204 244H205V243H206V245H210V244H211V245H213V248H214V249H215V248L217 249V247H214V246H217V244H218V248H219V245H220L221 242H222L223 244H221L220 248H221V249H223L224 247H226V248H224V250H222V253H223V254L221 253L220 248L218 249V250H220V251H218V252H219L220 254H222V255L224 256L223 258L225 259V256L228 257V256L230 255V253L228 252L227 243L222 241V240H224L225 237L223 238L222 233L219 232V230H222V229H223V228H222V225L225 226V225L227 224V226H228L229 228H228L227 226L224 227V228H227L228 230L231 229L233 232L231 233V231H230V233H231V235L233 234V238H234V237L236 236V235L234 236V234H237V233H235V232H238V231H239V230H237L238 227H240V228L243 227V228H244V227H248V224H250V223H247V222L245 223V222H243L242 220H240V219H243V218H246V217H247L246 215H244V214H246V212H245L244 210H246V209H251L250 206H249V204L251 205V203L249 202L250 200L246 203V204H248V205H246L244 202H242L243 200L241 201V203H244V204L246 205V206H245L244 204L242 205V206L244 207V210H243V209H242V206H239L240 203L237 204V203L235 202V200L238 201V199H237ZM240 196H239V197H240ZM197 197H196V198H197ZM199 197H198V198H199ZM225 197H226V196H225ZM227 197H229V196H227ZM234 197H235V198H234ZM242 197H243V196H242ZM245 197H246V196H245ZM16 198H17V197H16ZM27 198H30V197H27ZM233 198H234V201H233ZM248 198H249V197H248ZM200 199H201V198H200ZM212 199H213V198H212ZM24 200H25V199H24ZM201 200H202V199H201ZM227 200H228V199H227ZM202 201H204V200H202ZM230 201H231V200H230ZM234 202H235V203H234ZM238 202H239V201H238ZM215 203H216L215 206L217 207V208H216V211H217L219 208H218V206H217V202H215ZM236 204H237V205H236ZM207 205H208V204H207ZM220 205H222L223 207L220 206ZM209 207H210V205H209ZM247 207H249V208H247ZM225 208H226L227 210H226ZM245 208H246V209H245ZM206 209H208V207H206ZM224 209H225V210H224ZM240 209L243 210V211H241ZM237 210H240V211H237ZM224 211H225V214L227 213L226 215L224 214ZM226 211H227V212H226ZM236 211H237V212H236ZM249 211H250V210H249ZM249 211L247 210V212H249ZM193 212L196 213L195 211H193ZM201 212H203L202 209H201ZM201 212H197V213L200 214ZM241 212H242V213H241ZM150 213H151V212H150ZM197 213H196V215H197ZM203 213H205V212H203ZM240 213L242 214V216H241ZM145 214H146V213H145ZM147 214H148V213H147ZM210 214H211V215H210ZM214 214H215V215H214ZM148 215H150V218H152V219L155 221V225H156V224H157V225L159 224V223H156V222H158L160 219H156V220H157V221H156V220H155V217H154L155 215H154L153 212H152L151 214H148ZM148 215H147V217H148ZM218 215H217V216H218ZM227 215H228V216H227ZM237 215H238V217H237L236 221H234V219L236 218ZM243 215H244V217H243ZM248 215H249V214H248ZM144 216H145V215H144ZM197 216H198V215H197ZM214 216H215L216 218H213ZM201 217H202L203 219H202ZM205 217H207V218L210 220V223H209V220H208V221L206 220L207 218L205 219ZM240 217H242V218H240ZM150 218H149V219H150ZM179 218H180V220H179ZM197 218H199V217H197ZM226 218H227V219H231V218H232V221H231V220H230V221L228 220V221H229V222H228ZM238 218H239V220H238ZM136 219H137V218H136ZM149 219L147 218V220H149ZM201 219H202V220H201ZM204 219H205V220H204ZM213 219H214V221H212ZM147 220H146V221H147ZM199 220H200V221H199ZM215 220H216V221H219L220 223H222V225H220L219 222H218L217 224H215V222H216ZM237 220L239 221L238 223H240V221H241V222H243L244 225H245V224H246V225H245V226H244V225L242 226L241 223H240L241 226L237 225V224H238V223H236ZM245 220L248 221V218H246ZM245 220H244V221H245ZM258 220H259V219H258ZM134 221H135V220H134ZM138 221H139V220H138ZM138 221L136 220V221H135V224H136V225L134 224L133 226H137V223H136V222H138ZM176 221H178V223H176ZM201 221H202V222H201ZM203 221H204V222H203ZM211 221L213 222V225L215 224V226H218L219 230H217V227H216V230H215V228L213 227V228H214V231H217V232H214V231L212 232V231H210V230L207 231L208 228H209L208 225L212 224ZM233 221H234V222H233ZM205 222H206L208 225H207ZM232 222H233V223H232ZM138 223H140V222H138ZM144 223H145V222H144ZM144 223L142 224V226H141L142 228H141V229H139V228L136 227V230H137V229L140 230L139 232H137V233H139V235H138V234H137V236H136V235H133V234L135 233V231H134V233L132 234V237H134V238L137 237V238H135V239L133 238L134 240L131 241L132 237L128 235L129 237H131V239H129V237H128V241L130 240V243L132 242L133 247H131L132 244H130V243H129V244L127 243V244H128L127 246H130V245H131L130 247H131V248H134V250H135V248H137V247H134V246H135V245H138V244H137L138 242H139V243L141 242L140 244H141V246H142V247H140V248L137 249L139 252H141V253H139L140 255H138L137 253H135L137 250L132 251L131 248L129 247V250H130L131 252L129 253L128 256H130V258L132 257V260L129 261L130 263H131L132 261H133V263L141 262V261L138 260V259H141L142 256H143L146 252H148V249L150 248L149 245L152 246V244H150V243L152 242V241L150 240L152 234H149V233H147V232H146V233L143 232V231H144V227L146 226V224H144ZM200 223H202V224H200ZM218 224H219V225H218ZM233 224H236L235 226H237V227H234ZM139 225H140V224H139ZM232 225H233V229H234L235 231L232 229ZM260 225H261V224H260ZM160 226H162L161 223H160ZM206 226H208V227L206 228ZM211 226H212V225H211ZM219 226H220L221 228H220ZM250 226H252V225H250ZM139 227H140V226H139ZM160 228H161V227H160ZM199 228L203 229L204 231L201 230V229H199ZM243 228L240 229V230H243ZM252 228L254 229V227H252ZM133 229H134V228H133ZM164 229H165V230H164ZM205 229H207V230H205ZM211 229H212V228H211ZM227 229H225V232L227 231ZM238 229H239V228H238ZM245 229H246V228H244V230H245ZM253 229H252V230H253ZM166 230H168V236H167V232H166ZM247 230H248V229H247ZM159 231H160V233H159ZM161 231H162V234H163V235L161 234ZM249 231H250V230H249ZM258 231H259V230H258ZM262 231H263V230H262ZM141 232H143V233L141 234ZM163 232H164V233H163ZM165 232H166V235H165L166 237L163 238L162 236H164ZM223 232H224V229H223ZM240 232H241V231H239L238 234H239ZM254 232H255V230H254ZM208 233H209V234H208ZM210 233H211V234H210ZM213 233L215 234V238H214V234H213ZM216 233H217V234H216ZM255 233H256V232H255ZM257 233H258V232H257ZM204 234H205V235H204ZM218 234L221 235L222 237H221V236H217ZM241 234H242V232H241L238 236H240ZM156 235H157V236H156ZM161 235H162V236H161ZM202 235L205 236V237L203 238ZM211 235H212L213 237H212ZM170 236H171L172 238H171ZM238 236H236V238H235L234 240H237V238H239ZM261 236H262V235H261ZM138 237H140V238H138ZM169 237H170V238H169ZM209 237H211L212 239L214 238L215 241H216V243H217V242H218V243L216 244L215 241H214V239H213V240H212V243L214 242L215 244H212V243H211V238H209ZM218 237L222 239L221 242H219V241H220L219 239H216V238H218ZM242 237H244V236H242ZM160 238H161V239H160ZM176 238H177V239H176ZM244 238H245V237H244ZM254 238H255V237H254ZM138 239H140V241H138ZM179 239H180L181 241H180ZM182 239H183V240H182ZM242 239H243V238H241L240 240H242ZM262 239H263V238H262ZM135 240H136V241H135ZM176 240H178V241H176ZM184 240H186V242H185ZM200 240H201V239H200ZM234 240H233V241H234ZM245 240H246V239H245ZM159 241H158V243H157L158 248H159V245H162V244H163V243H161L162 241L160 242L161 244H159ZM175 241H176V242H175ZM224 241H225V240H224ZM237 241L239 242V240H237ZM237 241H235V243H236ZM126 242H127V241H126ZM126 242H125V243H126ZM133 242H134V243H133ZM136 242H137V243H136ZM184 242H185V243H184ZM187 242H188V243H187ZM238 242H237V243H238ZM182 243H181V244H182ZM237 243H236V245H237ZM154 244H155V243H154ZM176 244H177V243H176ZM194 244H195V243H194ZM224 244H226V246H225ZM240 244H241V243H240ZM157 245L155 244V246H157ZM172 245H171L170 247H169V246H167V247H168V248H171V250H172V248H173ZM238 245H239V244H238ZM124 246H125V245H124ZM127 246H125V247H123V248H126ZM155 246H154V247H155ZM165 246H164V244L162 245V247H165ZM174 246H175V245H174ZM180 246H182V245H179V247H180ZM187 246L189 247V245H187ZM152 247H153V246H152ZM182 247H183V246H182ZM182 247H180V248H182ZM192 247H193V246H192ZM237 247H238V246H237ZM120 248H121V247H120ZM196 248L198 249V247L194 245V248H193V249H196ZM261 248H262V247H261ZM127 249H128V248H126V250H127ZM185 249H186V247H185ZM216 249H215V250H216ZM263 249H264V248H263ZM120 250H122V249H120ZM123 250H124L123 252L126 251L125 249H123ZM160 250H161V249H159L158 251L160 252ZM162 250H165L166 254H168V252L166 251V250H167L166 247H165V249L162 248ZM169 250H170V249H169ZM174 250H177V249H174ZM225 250H226V253L229 254V255H225V254H224ZM138 251H137V252H138ZM143 251H145L144 254H143ZM196 251H197V250H196ZM208 251H209V250H208ZM216 251H217V250H216ZM216 251H215V252H216ZM223 251H224V252H223ZM120 252H121V251H120ZM126 252H129V251L127 250ZM132 252H133V253H132ZM162 252H163V251H162ZM170 252H172V251H170ZM175 252H176V251H175ZM179 252H180V251H179ZM179 252H178V253H179ZM183 252H184V251L182 250V253H183ZM176 253H177V252H176ZM176 253H175V255H176ZM180 253H181V252H180ZM205 253H207V252H205ZM262 253H264V252H262ZM122 254H123V253H122ZM134 254H135V255H134ZM136 254H137L139 257L141 256V254H142V256L139 258ZM183 254H184V253H183ZM208 254H209V255H208ZM132 255H133L134 257H136L135 260H134V258H133ZM169 255H171V254H169ZM184 255H185V254H184ZM204 255H205V254H203V257L206 256V255H205V256H204ZM207 255H208V256H206L207 259H205V262H204L205 264H209V262L211 261V259H212V260L215 259L214 256H213L212 254L207 253ZM178 256H179V255H178ZM178 256L176 255L175 258L178 257ZM181 256H183V255H181ZM211 256H212L213 258H212ZM137 257H138V259H137ZM143 257H144V256H143ZM210 257H211V259H209ZM229 257H230V256H229ZM130 258H129V259H130ZM144 258H145V257H144ZM144 258H143V259H144ZM146 258H147V257H146ZM173 258H174V257H173ZM175 258H174V259H175ZM184 258H185V257H184ZM184 258H181V259H180V256H179V257H178V260H176V261H178V262H179V261L184 262V261L182 260V259H184ZM171 259H172V258H170V260H171ZM174 259H173V260H174ZM176 259H177V258H176ZM226 259H227V258H226ZM145 260H146V259H145ZM145 260H144V261H145ZM184 260L186 261V259H184ZM206 260H207V261H206ZM208 260H210V261L208 262ZM234 260H235V259H234ZM134 261H135V262H134ZM176 261H174V264H175ZM189 261H190V260H189ZM235 261H236V260H235ZM142 262H143V261H142ZM159 262H160V261H159ZM161 262H163V261H161ZM171 262H172V264H173V261H171ZM171 262L168 263V264H171ZM178 262H176V264H177ZM206 262H207V263H206ZM211 262H212V263H211ZM211 262H210L211 264H214V262H215V264H216V260H215V261H211ZM232 262H233V260H232ZM232 262H231V263H232ZM196 263H197V264H202V263H198V262H196ZM196 263H195V264H196ZM204 263H203V264H204ZM234 263H237V262H234ZM156 264H157V263H156ZM165 264H166V263H165ZM178 264H179V263H178ZM181 264H183V263H181ZM188 264H189V263H188ZM193 264H194V263H193ZM232 264H233V263H232ZM239 264H240V263H239Z\"/></svg>",
    "mask_w": 264,
    "mask_h": 264
}]
</instances>
